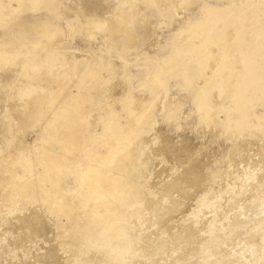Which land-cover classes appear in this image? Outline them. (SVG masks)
<instances>
[{
  "label": "rangeland",
  "instance_id": "1",
  "mask_svg": "<svg viewBox=\"0 0 264 264\" xmlns=\"http://www.w3.org/2000/svg\"><path fill=\"white\" fill-rule=\"evenodd\" d=\"M130 1H132V0H130ZM130 1L129 0H0V32L4 30L1 33L7 35L6 36L7 38H5V36H2L0 39V42L3 40L0 43L1 44V46H0V146L3 148L0 147L1 148L0 150L4 151V153H3L4 156H3V154H0V155H2V156H0V158H1L0 159V169H1L0 172H2V170L5 167L8 169V171H7V169L5 168V170H3L2 174L0 175L3 177V179L6 178L5 180H1L2 177L0 178V182L2 185V187L0 189L1 190L0 193L2 192V194H0V201H5L3 203V204H5L3 206V208L5 209V210H3L4 214H2L3 216L2 215L0 216L1 217L0 219L3 223V226H1L2 223L0 221V226H1L0 228L2 229V230L0 229V232H2L4 230L2 232V236H4V232H6L5 229L8 226L7 232L11 233V235L6 232V234H5L6 236L10 235V237L13 236V238H14L16 236V234L18 235L17 237H15L16 239L15 238L13 239L11 237L14 240V242H15L14 243L12 239H10L9 237L7 238L6 236H4V238H5V240H4V238H2V236L0 234V242H1L0 247L3 248V250L1 248L2 253L0 252V255H2V256H0V258L2 259V260H0V262L3 261V258H4L3 263L1 262L2 264H11V263L16 264L17 259H18L21 262L18 261L17 264L18 263L24 264L27 260H25L24 263H22L23 257L24 258L26 257V259H28L32 255L31 254L32 252L37 253V254L38 253L43 254V253H45L46 250H48V252L46 251V253H45L46 256L44 255L40 258L37 257L38 259L37 258L35 260L33 259L34 261L31 260V258H30V260L27 261L28 263L26 262L25 264H29V263L33 264L31 262H34V264H36V263L37 264H52V263L53 264H60V263L65 264V262L67 264H88V261H89V264H110V263L111 264H113V263L117 264L115 257L112 256L108 250H101L100 248L95 247L93 245V243H94L93 238H91V236L88 237L86 235V233L81 230V226L83 227L84 223H85V217L88 218L87 216H89V214H88L89 208H95V204H93V202H89L90 201L89 200L90 195L92 194L91 193L92 191H90L91 187L94 186L97 182L99 183V180L101 179V177L97 176L95 174L93 176V178L95 179V182H94V179L90 182H89V180H87L88 178L86 180H84V179L86 178V175L89 173V171L91 170L90 172H92V170H93L92 168L96 167V165L99 163V158H98L99 155L101 153L104 154V152L105 153L108 152L107 154L110 157H112L111 160L114 157L115 159H113V161L118 160L120 162V160L124 159L123 160L124 162L123 161L120 162L121 164L123 162L122 165L119 164L118 161H117L118 163L117 162L113 163V161H110L111 164H109V162H108V164L106 163V165L103 164L102 165L103 167L101 166V168L103 170H109L110 169L109 171H111V172L108 174L106 173V175L102 179H105V181H109V182L117 181L116 180L117 177H119L121 174L122 175H124V173L126 174L127 169L133 168V165H132L133 155H132V153H134V154L139 153L141 155L138 154L139 156L138 155H136V156H137L140 164L141 163L143 164V165L141 164L140 166H142L144 169H142V167L139 168L140 167L139 166V167H137L138 170H137V168H135V170L137 172H139V174L141 173L140 174L141 177L143 176V179L141 180L143 182L141 184L142 185L144 184V186L146 188H148L147 191H149L148 194H149L150 198H152V199L157 198L158 196L160 197V195H161L162 199H160L161 201L159 202L160 207L158 206L159 207L158 209H160V210H158V211L160 212L161 210H163L164 205H168L167 204L168 201L170 204L172 203V201H177V202L179 201L178 203H180L183 206V207L180 205H174L173 206L172 204L171 205L169 204L168 206H165V209L163 211H161L160 213L157 211V214H158L157 215L156 211H155L157 209V206H156V208H154L155 209L154 210L153 207L151 206L152 204H150L148 206L145 205L144 209H146V206H147V208L149 210L148 209L144 210V215H146V218L143 222H141V226H140V224H136L137 226H135V224L134 225L130 224V225H132V229L135 232H138L139 236L141 237V240H140L141 242L139 241V237H138V240H136L137 245H140V243H143L142 240H145L144 236L147 234L146 235L147 237L149 235V238H147V239H152V240L154 239L153 240L154 242L151 240L153 243H155V242L159 243V244L155 243L156 244L155 247L159 248L161 246V248H159V249L157 248L159 252L157 251V254L155 255L156 257L155 256L153 257V260L150 264H167V263L168 264H171V263L172 264H180L182 262V261H180V259L183 260L182 263H184V264H189V263L190 264H193V263L197 264L198 260H200V261H198V264L199 263L200 264H220V263L226 264L225 262H227V261H228L227 264H230V263L231 264H236V263L237 264H239V263L245 264V262H246V264H251V263L252 264H264V244H262V242H264V234H263L264 233V225H262V224H264V221H263V219H264V209H263L264 208V201H263V197H264V114H263L264 113V0H214V2H212L213 0H202V1L201 0H197V1L195 0L196 2L192 1L193 4H192L191 0H189V1L184 0V3H186V5H183V0H181L180 2H179V0L178 1L177 0H174V1H172V0H168V1L160 0L161 3L159 2V0H133L132 2H130ZM162 2H163V4H162ZM120 3H122V4H120ZM173 3L175 5H173ZM181 3H182V6H181ZM190 3L192 5H190ZM176 4H177V6H176ZM210 4H212V5H210ZM119 6L121 7V9L124 8L123 9L124 11H122V13L121 12L116 13V8H118ZM207 6H208V8H207ZM110 7H112V10L110 9ZM108 9H110V11ZM200 9H202V10H200ZM204 9L208 13L207 12L204 13ZM107 11H109L110 13H108ZM114 14L117 15V17ZM120 14H123L119 17L125 18L126 23H123V25H124L123 26L121 24V22L119 23V19H117V21H118L117 25L121 24L122 26L116 25V27H115L113 25V29H115L116 32L112 28H111V30H113L116 33L115 37H114V34L112 36L108 35V33H110L109 32L110 30H107V26H105V23L108 22L109 20L111 22H113L112 20L118 18V15H120ZM202 14H203V17H202ZM177 18L179 21L176 20ZM174 19H175V21H173ZM102 20H103V22H102ZM191 20H192V22L190 23ZM98 21H99V23H102V24H99ZM30 22H32V23H30ZM44 22H45V27H43L44 25H42V26L40 25L41 23L44 24ZM46 22H47V24H46ZM97 23L99 25H97ZM108 23H106V24L108 25ZM175 23H176V26H175ZM115 24H116V22H115ZM102 25L106 28V30H105V28H102L103 27ZM125 25H126L125 30L129 29L130 32L129 31L125 32V30L121 31V29L125 28ZM41 27H43V28H41ZM50 28H51V30H50ZM179 28H181V29L183 28V29L180 30ZM42 29H44V30H42ZM45 30L48 31V33L43 34V31L45 32ZM118 30H119V33L117 34ZM178 30H180L181 32L180 31L177 32ZM183 30L185 31V33ZM6 31L7 32L11 31L10 33L11 34L13 33V35H9L10 33H6ZM124 32L127 33V35H125ZM187 33H188V36H187ZM185 34L187 37H184ZM108 36H111V38ZM132 36L134 39L132 38L133 41L131 40L132 41L131 42L130 37H132ZM113 37H114V39H113ZM127 37H129V38H127ZM4 40H7V41H4ZM125 40H128V41H125ZM5 42H6V45H4ZM17 44H19L18 48H16ZM64 53L66 54L67 57H65V55H63ZM50 55L52 56L51 62H50L51 64L48 65V63H47L48 60L46 59V57L47 56L50 57ZM61 56H62V58H60ZM63 56H64V58H63ZM76 56H77V58H76ZM75 59L76 60L80 59L82 61L78 62ZM62 60H64V61H62ZM68 60H69V62L71 60L70 64L68 62H66ZM72 60H74L73 63H72ZM33 61L35 64L37 61V64L39 63L38 64L39 66H40V64H42L43 66H40L39 67L40 69H39V68H37L38 66L34 65ZM31 64L35 67H32ZM29 67H31V68H29ZM43 67H45V68H43ZM77 68L78 69L80 68V69L78 70ZM88 69H89V71H88ZM85 70H87V73L89 72L88 76H87ZM91 70H92V72L90 74ZM94 71H96V72H94ZM93 72H94V74H92ZM39 74H41L43 77ZM45 75H47V77H44ZM60 75H61V79L63 81V84L66 82L64 85H67V86L70 85L71 87L69 86L68 88H72V89H73V87H75L77 85H81V81H79V80L82 79V82H83L86 80L84 78H88L90 76L92 77L93 75H95V77H98V75H99L100 77H98V78H101L104 82H106V83L113 82L114 84L116 83V85L114 86L112 84L110 86L111 83L108 84L109 87L106 86L105 87L106 89H104V93H103V90L101 91L102 92L101 93L99 90H95V89L93 90V92L90 91L93 88L89 87L90 86V83L88 82L89 80L88 81L86 80L89 83L88 85H87V83L83 84V83H85V82H83L82 85L86 86L84 91L86 90L85 92H87V93L84 92V94L89 95L91 97L90 98L91 100L89 99V101L87 100L88 102L84 103V108H86V109L88 108L87 110L85 109L86 112H88V110H90L91 113L87 114L84 111L83 113H86V114H82L83 117L77 115V118H79V121L76 118L77 122L75 121V118H74V117H76V115L74 116V111L70 112V110H69L70 115H68V113H67L68 110L65 111L64 113L65 114L67 113L66 118L64 117L65 114L64 115L62 114L63 118L59 116L61 119L58 116H56L58 114L55 112L57 110H59L57 105H59L61 98L59 99V101H56L57 105L55 103V107L52 108L51 105L54 106V104H52L53 102L50 103L49 101L53 100L54 99L53 97H51V99L48 97V99H49L48 100V99H46L47 97H45L44 99L42 98V96H44V95H40V97H39L38 94H36V95L33 94V95H35V97L33 96L34 97V99H33L32 95H25L26 96L25 97V96L19 94L18 90H20L22 86L24 87V86H27L29 84H37L38 81L42 83L41 86H46L45 82H47V81L50 82L49 78L54 76V78L56 80ZM62 75H66V76L63 77ZM8 76H10L11 79L13 78L14 80L13 79L11 80L10 77H8ZM79 77H82V78L80 79ZM39 78L40 79L47 78V80L46 81L43 80V82H42V81H40ZM226 79H228V82ZM75 80L78 81V84H77V81H75ZM118 80L119 81L121 80V81L119 82ZM52 82H51V86H50L51 89H57L56 87H58L57 86L58 83L53 82L54 83L53 84ZM117 82L119 83L120 87L119 86L117 87V85H118ZM230 83L232 85L231 87L232 88L234 87V89H232L233 91L230 90L231 89V87L229 85ZM49 84L47 83V85H49ZM64 85H63V88H64L65 92L69 91L70 89L66 88V86L64 87ZM73 85H75V86H73ZM122 87H123V89H122ZM223 87L227 88L228 91L230 90L228 92L229 94L225 93L227 91V89L223 90ZM111 88L113 89L115 94L117 92L116 96H115V94H113V96H112V98H114L115 100L112 98L110 100L106 96L112 90ZM87 89H89L90 92ZM15 94H17V95H15ZM18 94H19V96H18ZM134 95L135 96L137 95V97H135ZM15 96L20 101L23 100L22 101L23 103L29 98H32L33 100L29 99L26 101L28 103L25 102V105L21 103L22 104V106H21L19 100H18V102H16L17 99ZM29 96H31V97H29ZM145 96L146 97L148 96L146 99L147 100L150 99L151 101L150 100L147 101L145 99ZM36 97H38L39 100ZM141 97H142V99H141ZM143 97L145 100L143 99ZM13 98L16 100H14ZM23 98H25V99H23ZM35 98L38 101H36ZM41 98L43 99V101L41 100ZM136 99L137 100L139 99L138 101L142 100V102L138 103V101H136L137 102V104H136V102H135ZM112 100H114L115 103ZM143 100H144V102H143ZM40 101H42L43 103L42 102L40 103ZM44 102H45V104H44ZM148 102H150L149 104L151 106L149 104H147ZM30 103H31V105H33V103L36 104L35 105L36 107L34 105L29 106ZM49 103H50V105H49ZM144 103H145V105H144ZM27 104L29 107L27 106ZM37 104L44 106L42 108V110L41 109L37 110L38 112L36 111L35 108L38 109V107H40V105L38 106ZM140 104L141 105L143 104L142 105V107H143L142 112L145 113L148 117L145 116V114H143L142 112H140V113L138 112V111H141L140 110L141 109ZM46 105H47V107H46ZM86 105H87V107H85ZM23 106H24V108H23ZM25 106H27V107H25ZM131 106H132V110L134 109L133 110L134 112L131 110ZM136 106L139 108V109H137L136 112H137V114L138 113L141 114L140 116L135 114L136 113L135 110L137 108ZM48 107H49V109H48ZM133 107H136V108H133ZM25 108H27L26 111H25ZM245 108H247V109H245ZM33 109H34V111H32ZM50 109L52 110L51 112H50ZM149 109H151V110L149 111ZM241 109L242 110L244 109L243 110L244 114L242 113ZM44 110H46V112ZM152 110H154L153 113L155 115H153V113L151 112ZM155 110L158 112H156ZM23 111H24V113H23ZM19 112L22 113L23 115H20ZM39 112L43 113L46 116V118H45V116L43 117L42 116L43 114H40ZM149 112H151L150 116H152L153 118H150ZM46 113H49L50 117H51V115L53 116L56 114L55 116L52 117L54 121H51L52 118H51V120H49L50 117ZM53 113H55V114H53ZM35 114L36 115L40 114V115L36 116ZM227 114L229 116H227ZM33 115H35V116H33ZM67 115H68V117H67ZM245 115H247V117L249 119H247L245 117ZM89 116H92V119ZM255 116H257V117H255ZM18 117L20 119H23L22 124H20L21 121ZM54 117H56V118L58 117L60 119L59 122ZM93 117H94V119H93ZM241 117L246 119L245 120L246 123H245L244 119H242ZM13 118H15V119H13ZM35 118L37 120H35ZM71 118H73L71 122L72 123H74V122L78 123L79 122V126L76 123H75V125H73L71 122H69V120H71ZM131 118L133 119L132 120L133 123L135 122L134 124L131 122ZM146 118H148V119H146ZM256 118H258V119L256 120ZM261 118H262V120H261ZM28 119L31 120L30 121L31 125H30V122H28L29 121ZM38 119L41 121H39ZM63 119L65 122L66 121L67 122L65 123L63 121ZM89 119H91L90 122L88 121ZM241 119H242V121H241ZM11 120H13L14 124L17 123L18 120H19V122L17 125L16 124L14 125V124H11V122H12ZM33 120H35V121L33 122ZM47 120H49L50 122ZM61 120L63 123H60ZM36 121H37L38 125L35 124ZM56 121L58 123H56ZM136 121H137V123H136ZM27 122H28V124H27ZM38 122L40 124H42L43 126L45 124H47L48 126L45 125V126H47V128L45 126L43 127ZM52 122L56 123L57 126L54 125V123H52ZM228 122H230V123H228ZM240 122H241V124H239ZM242 122H244V124ZM5 123H7V124H5ZM49 123H50V125H49ZM64 123L67 124L66 126L69 125V127L66 128ZM131 123L133 124V126H135L134 128H133V126L131 127V125H130ZM8 124H11V125H8ZM70 124H72L74 127L70 126ZM89 124L90 125L92 124L91 125L92 127L90 126L92 133L91 132L88 133V131H90V129H87L89 127L88 126ZM229 124H231V126H228ZM5 125H7V127ZM32 125H36L37 127L33 126L32 128H29ZM59 125H62V126H59ZM136 125H138V126H136ZM3 126H5V127H3ZM9 126H12V127H9ZM80 126L81 127L83 126L86 132L81 131L84 129H80L81 128ZM86 126H87V128H86ZM8 127H9V129H12V130L14 129L15 131L14 130L12 131L9 129H5L6 131H4L3 128H8ZM49 127L50 128L53 127L54 129H58V131H60L61 129L62 130L60 132H57L56 130L51 131V130H53V128H52V129L45 131V129H48ZM63 127L66 130H68L67 132H69V130H71V132L73 131V134H75L74 128L77 127L80 130H77V128H75V130H77V133H79V135L76 134L77 138H75L76 137L75 135H73L72 133H70V134L68 133V135L65 134L67 136L63 137L64 136L63 132L65 131V129ZM71 127H72V129H71ZM27 128H29L30 130H32L33 128H35V129H33V131H30L29 129L27 130ZM59 128H61V129H59ZM2 129H3V131H2ZM42 129H44L43 132H46V133L49 131L48 134L51 135V136H49L47 134L46 137L49 136L52 138L50 139L49 137H47V138L45 136L43 137L42 134H44V133H41ZM107 129H108V131H107ZM128 129H129V131H128ZM135 129L136 130L138 129L137 133H139L138 134L139 137L137 136L134 138V144L132 143L133 140L130 141L131 144L130 143L127 144V142L129 141L128 137H130L131 133ZM24 130H25V133L23 132ZM125 130L128 132H126ZM39 131L41 134L39 133ZM12 132L14 135L13 134H12V136L8 135ZM52 132L55 136H57L56 137L57 140L54 137V135L51 134ZM67 132H65V133H67ZM83 132H84V134H83ZM161 132H163V133H161ZM17 133H18V137H17ZM55 133H58V134H55ZM60 133H62V134H60ZM99 133H103V134L100 135ZM24 134L26 136H23ZM122 134H123V137L120 136ZM5 135H7V136H5ZM19 135H20V137H19ZM69 135L71 137L73 136V139L75 138V140H72L69 137ZM124 135L126 138L124 137ZM22 136L24 137V139ZM37 136L40 138L43 137L44 139L42 138L39 140ZM111 136H113V138ZM142 136H145V137L148 136L147 137L148 140L145 139L144 137L141 140L140 138ZM12 137L18 138L17 139L18 142H17L16 138H14L15 140L13 141ZM61 137L63 138L62 140H60ZM67 137H69L72 141L70 139H68ZM81 137L84 138V139L82 138L83 144H81V146H78L79 147V149H78V147L77 148L75 147L77 144L75 145L73 143V141H75V143H76L79 140V138H81ZM115 137L117 138L116 140H115ZM163 137H165V138H163ZM167 137H169V139ZM48 138L50 141L49 140L46 141ZM64 138H67V140L66 139L64 140ZM107 138H109L110 140L108 139L106 141ZM136 138H137V140H136ZM161 138H163V140ZM53 139L55 140V142H54L55 144L53 142H51V141H54ZM76 139H78V140H76ZM125 139H127L128 141L127 140L125 141ZM8 140H12L13 144L18 145V146L14 145L12 147L14 149H12L9 145H7ZM37 140H39V141H37ZM41 140H43V142L45 140L49 144L51 142V144L49 145V144H46L45 142L41 143L40 142ZM59 141L60 142L62 141L65 144L63 145ZM111 141H113L112 142L113 145H111ZM38 142L40 145L38 144ZM56 142H57V144H56ZM106 142H107V144H106ZM148 142H149V144H148ZM178 142L181 144H179ZM66 143L67 144L70 143L72 145L70 146V145H67ZM117 143H118V146L116 147ZM119 143L120 144L123 143L122 146H120ZM31 144H32V146L35 145L38 148H36L34 146H33L34 147L33 148L31 146ZM124 144L127 146H125ZM190 144H192V145H190ZM26 145H27V148H26ZM47 145H48L49 149H47L48 148ZM83 145H84V147H82ZM85 145L87 147H85ZM123 145H124V148H123ZM131 145L133 148V152H130V151H132L131 150L132 148L129 149V147H131ZM59 146H61V147H59ZM65 146H67V148ZM113 146H115L116 148ZM153 146L158 147V148L157 147H155V148H156V150L157 149L159 150V151L158 150L157 151L160 154L157 153V151L155 150V148ZM40 147H42V148H40ZM50 147H52V148H50ZM63 147L65 148V150ZM72 147L75 150H73ZM80 147H82V148H80ZM61 148H62V151H64V152L59 151V150H61ZM107 148H108V151H107ZM121 148L123 149L122 151H121ZM228 148H232L234 150L229 149L231 152L230 151L227 152ZM21 149H23L25 151H23L21 153L20 152ZM37 149H38V152L36 151ZM40 149L41 150L43 149L45 154H48L51 156L53 154L52 152H54V154L57 152L58 155H60L62 153V155H60L61 156L60 158H58L59 156H55V157L52 156L53 160H51V156H50L49 159L51 161L48 159V157L46 155L47 158H45V160H47V159L48 160L44 161L43 158H39L40 154L44 153L43 150L40 152ZM51 149H53V150L50 151ZM111 149L113 151V153H111L112 156L110 154ZM118 149H120V152L118 151ZM128 149H129V151H127ZM161 149L164 153L160 152ZM170 149H173V151ZM26 150H27V152H26ZM47 150L51 153L49 154V152ZM68 150H69V152H68ZM114 150H117L118 153ZM152 150H154V151H152ZM177 150H178V152H177ZM17 151H19L20 154L17 153ZM46 151H47V153H46ZM135 151H137V152H135ZM140 151H141V153H140ZM9 152L10 153L12 152V153L9 154ZM59 152H61V153H59ZM127 152H129V153L127 154ZM154 152L156 155H154ZM173 152H174V154H173ZM179 152H180V154H178ZM184 152H186V153L183 155ZM192 152H193V154H192ZM15 153H16V157H15ZM121 153H124V154H121ZM226 153H229V154H226ZM17 154H19L20 156ZM21 154L23 157H25V155H26V157H31L29 159L32 162L30 160L27 161L26 157H25L26 159L25 158L23 159ZM190 154L192 155V157ZM124 155H127V156L124 157ZM128 155H131L132 158H131V156L129 157ZM140 156H142V157H140ZM167 156H168V158H167ZM193 156H194V158H193ZM215 156H217V157H215ZM2 157H5V158L7 157L6 161H9V164H8V162L6 163L5 159H2ZM19 157H21V158H19ZM126 157L128 160L126 159ZM14 158L17 160L11 161ZM118 158H122V159H118ZM224 158H226V160ZM249 158L250 159L253 158V159H251L253 162L251 160H249ZM39 159H41V161ZM94 159L96 161H94ZM231 159H233V160H231ZM20 160H23V161H20ZM25 160L27 162H25ZM171 160H173V161H171ZM183 160H184V162H183ZM29 161L32 164V166L29 164ZM97 161H98V163H95ZM247 161L248 162L250 161V163L252 162L251 164L254 166L252 167V165H251L250 167H252V168H250L248 166V163L246 164ZM14 162H15L16 166H17V163H19V164L22 163L21 165L18 164L19 167L17 166V170H15V172H17V173H15L13 170V169H16L15 168L16 166L13 167L15 164H12ZM59 162H60V167H63L65 165V167L62 168L63 172H62L60 167L58 168V167L54 166V164L57 166V164H59ZM91 162H92V164H91ZM158 162L160 163V166H159L160 169H159V172L157 174V173H155L157 166L154 167V165H156V163H158ZM189 162H192V163H189ZM227 162H229L230 165ZM231 162L234 164H231ZM244 162H245V164H244ZM10 163L13 166L10 165ZM115 163H117V164H115ZM240 163H242V165ZM183 164H184V166H183L184 169L183 168L181 169V166ZM4 165H6V166L4 167ZM7 165H9L10 167ZM46 165L49 168L50 167H52V168H50L48 170V167ZM49 165H52V166H49ZM194 165H195V167L193 168ZM199 165H200V167H199ZM20 166L21 167L26 166V167H24L26 169H23V167L21 168ZM34 166L36 167V169H34L35 171L32 170V168H34ZM167 166H168V168L166 169ZM169 166H171L170 168L172 170L169 169ZM201 166H202V168H201ZM29 167L31 168L33 176L31 175L32 173H31ZM54 167H55V170H53ZM206 167H208V168L206 169ZM19 168L21 169L22 172L20 171ZM56 168H57V170H56ZM85 169H87V170H85ZM111 169H113L114 171ZM186 169H187V171H186ZM44 170H46L47 172ZM145 170H146V172H145ZM26 171L28 173H26ZM53 171L54 172L57 171V172L53 173ZM86 171H88V172L84 173ZM242 171H244V173ZM29 172H30V174H29ZM148 172L151 174V176ZM169 172H170V174H168ZM173 172H175V174H177V175H174ZM180 172H182L181 174L183 175V177L180 176L181 175ZM3 173H4V175H3ZM11 173H12V175H11ZM13 173H15V174H13ZM38 173H40L41 175L39 174L37 177L36 175ZM46 173L49 174L48 175L49 177L50 176H52V177L56 176V178L59 177L60 179L59 178L58 179L60 181L62 179V184L65 187L64 192L72 195V196H70L71 198H73L75 200L78 198V200H79V197H80V200H82V201L80 203H79V201L77 202V205L78 204L79 205L77 206L75 204L76 207L73 206V210L75 208L76 213L72 209L54 210L53 208H50L49 205L47 206V203L44 204V202H41V200L37 196H34L32 198L29 197L30 199L29 198L28 199L31 200V202H30V204H28L27 201H29V200H27L26 197H21L19 191H18L19 194L17 193V190H19V188L17 189V186L19 183L17 180L18 179L17 177H19V176L23 177V175H24V177H28V178L32 177L31 180L33 179L32 180L33 184L34 183L40 184L41 183L40 179H43V178L47 179V176L45 175ZM50 173H51V175H50ZM52 173L54 176L52 175ZM116 173H120V174L117 175ZM152 173L155 175H153ZM163 173H164V175H163ZM185 173H186V176L189 175L188 176L189 178L184 176ZM228 173L231 174L230 176H232V178L229 177ZM236 173H238V174L235 175ZM59 174H61V175H59ZM114 174H115V176L116 175L117 176L115 177ZM171 174L173 176H175L176 178L175 177L173 178V176ZM6 175H8V176H6ZM79 175H80V178H79ZM219 175L221 178H219ZM242 175H243V178H242ZM154 176H155L156 180L154 179ZM197 176H199V178H196ZM226 176H228L229 178H226ZM11 177H13L14 179L12 178L13 179L12 180ZM35 177H37V179ZM83 177H84V179H83ZM106 177H107V179H106ZM113 177H115V178H113ZM147 177H148V179H145ZM7 178H8V180L11 179L12 181L11 180L8 181ZM166 178H168V179L170 178V180H169L170 182H169V184H167L168 187L166 186V183H168V181H167L168 179L165 180ZM185 178H187V179H185ZM217 178H219V180ZM223 178L226 179L225 182H224ZM236 178H239V179H236ZM15 179H16V181H15ZM152 179L155 181H153ZM184 179L187 180L188 182L187 181L185 182ZM190 179H191V181H193L192 179H195L198 182L194 181V182L190 183L191 182ZM240 179L242 180L241 183L244 182L243 183L244 186L241 185ZM162 180H164V182H162ZM236 180H239L240 184H238ZM3 181H8L9 183L7 182L8 184H6V182H3ZM63 181H64V183H63ZM150 181H152V182L150 183ZM180 181H182V182L180 183ZM219 181H221V183ZM226 181H228V183ZM10 182H11V187H10ZM12 182H13V185H12ZM88 182L90 185L88 184ZM92 182H94V183H92ZM154 182H155V184H154ZM158 182H159V185H157ZM217 182H218V184H216ZM182 183H184L185 187L187 186V184H189V186H187L188 189H187V187L186 188L183 187L184 185ZM207 183H208V185H207ZM67 184H68V186H67ZM69 184H71V185L69 186ZM149 184H152V186L151 185L148 186ZM153 184L157 185V186L154 187ZM178 184H179V186L180 185H182V186L179 187ZM190 184L192 185V188H191ZM195 184H197V187H195L196 186ZM247 184L248 185L250 184V186H248ZM3 185L4 186L8 185V187H4ZM44 185L51 190H53L54 188H55V190H58L57 187L53 188L50 185V183L48 184L46 182V183H44ZM86 185L87 186L89 185V186L87 187ZM12 186H13L14 190L12 189ZM80 186H81V188H80ZM158 186H161L162 188L158 187ZM198 186H200V188ZM215 186H217V187H215ZM156 187H158L160 189H158ZM256 187H258V189H256ZM6 188L7 189L9 188V189L7 190ZM163 188H164L163 191H165V190H167V191L163 192L162 191ZM172 188H174V189H172ZM190 188L193 190H190ZM228 188L229 189L231 188L230 189L231 192L229 191ZM234 188H236V190H234ZM4 189H6V190H4ZM155 189H157V190H155ZM15 190H16V192H15ZM9 191L12 193H10ZM35 191H36V189H35ZM37 191L40 192L39 189H37ZM159 191H160V193H159ZM171 191L173 193L172 197L170 195ZM196 191H199V192H196ZM233 191H235V192H233ZM242 191H243V193H242ZM7 192L10 195L9 194L7 195L6 194ZM13 192H15V193H13ZM71 192L74 194H71ZM81 192H83L84 196H83V194H81ZM244 192H246V193H244ZM75 193H76V195H75ZM153 193H155V194H153ZM4 194H6V196ZM12 194H15V195L12 196ZM166 194H168V195H166ZM193 194H195V195H193ZM233 194H237V196H235ZM1 195H4V196H2V198H1ZM163 195H165V196L163 197ZM181 195H183V197ZM184 195L187 197L185 198ZM10 196L15 197V199L10 198ZM168 196H169V198H168ZM173 196H175V197H173ZM191 196L193 197V199ZM212 196H213V198H212ZM219 196H220V198H221V196H222V198L223 197L224 198L220 199ZM3 198H5L7 201ZM216 198H218V199H216ZM237 198L238 199L240 198L241 201L243 198H246V200L243 199V201L246 202L245 205H244L243 201L241 202L240 200H238L239 203H237V200L234 201V199H237ZM184 199H185V201H184ZM194 199H195L196 203L194 202ZM8 200H12V202H10ZM32 200H35V201H32ZM212 200L213 201L215 200L214 203H212L213 202ZM221 200H223L224 202L222 203ZM84 201H85V203H82ZM147 201H149V200H147ZM180 201H182V202H180ZM189 201L191 203L194 202L193 204H196V205L195 206L193 204L191 205ZM197 201H198V203H197ZM9 202H10V204H9ZM164 202H166V203H164ZM188 202H189V205H188ZM1 203L2 202H0V205H2ZM12 203H14V204H12ZM33 203H36L35 204L36 207H37V203H38V207H40V208H38V209L33 208V211H32L30 206H31V204H32V206H35V205H33ZM160 203H163V204H160ZM184 203H186V204H184ZM200 203H202L203 206ZM43 204H44V206H42ZM85 204L88 205V207H87L88 209L86 208L87 210L83 208V205H85ZM89 204H90V206H89ZM184 205L185 206L188 205L186 207V209H185ZM235 205H237V206H235ZM150 206H151V208H150ZM161 206H163V207H161ZM192 207H194V208H192ZM208 207H210V208H208ZM1 208L2 207H0V213H2V209H3V208L2 209ZM166 208H168V210ZM169 208H170L171 212L173 211L172 212L173 215L171 214V212L169 213V211H170ZM195 208H196V210H195ZM205 208L208 210H206ZM215 208H216V210H215ZM217 208H218V210L220 208L221 212H223L224 214L223 213L220 214V212L218 213ZM241 208H242V210H241ZM35 209H37V211H36L37 213L31 214L32 212L35 211ZM103 209L104 208H102V209L99 208L100 211H102ZM137 209H139V208H137ZM151 209H152V211H151ZM181 209H183L184 211L183 210L181 211ZM188 209H189V211H188ZM191 209H192V211H191ZM243 209H245V210H243ZM258 209H260V211H257ZM27 210L30 212H27ZM65 210H66L67 214L69 213L68 215L71 214V217H74V216H72L74 214L77 217V218L75 217V220L76 219H80V221H82L83 219L84 220H83L82 224L81 223H79V224L77 223V224H73V225L69 224L66 229H61V231H57L56 226L59 227V225H60V227H61L63 221L64 222L66 221L65 222L66 224L68 222L67 221L68 215L65 214L66 213ZM71 210L73 211V213ZM78 210L80 212L82 211V213L83 212L84 213L83 214L78 213L79 212ZM129 210L128 211L131 214V212H133V210L132 209H129ZM175 210L177 212L179 211V213L174 212ZM231 210H233V211H231ZM235 210H236V212L239 211L238 212L239 216L237 214L238 218L235 216L236 215ZM10 211H12V212H10ZM47 211L50 212L52 215H50V213L47 214L46 213ZM185 211L187 214L184 213ZM190 211H191V214H189V216H188V213ZM203 211L204 212L209 211V212H205V215H206L205 216ZM261 211H263V212H261ZM23 212H26V213H23ZM40 212H41V215H40ZM85 212L87 214H85ZM153 212H154V214H152ZM45 213H46V217L48 220L45 218V216H43V215H45ZM53 213H54V215H53ZM57 213H61L64 216H62L61 214H58L56 217L55 215ZM147 213H150L149 214L150 216L147 215ZM161 213L164 215L166 213L169 216L168 215L162 216ZM180 213H181V215H180ZM208 213L213 217H210V215ZM213 213L216 214L217 217ZM246 213L247 214L249 213V214L247 215ZM5 214L6 215L10 214V215L5 216ZM18 214L19 215L22 214V215H20V218H19ZM30 214L33 217L29 218ZM175 214H176V216L179 214L180 219L178 216H177L178 217L177 220L174 219V218H176V217H174ZM182 214H183L184 218L182 217ZM190 215L192 217H190ZM193 215H194V217H193ZM220 215H222L223 219H222V217H221V219L219 218ZM227 215H229V216H227ZM256 215H257V217H256ZM36 216H38V217H36ZM58 216L59 217L61 216L60 217V219H62L61 221H60ZM152 216L154 217L155 220L158 221V223L153 220ZM167 216H168V218L170 216L172 218L170 217V220H169L168 218H166ZM187 216H188V218L186 219ZM225 216L228 217L229 220ZM162 217H165V219H163ZM9 218L12 219L11 222H8L11 220V219L9 220ZM28 218L30 219L31 222L29 220H27ZM41 218H42V220H41ZM181 218H182V220H181ZM208 218H209V220H207ZM213 218H214L215 222L213 221ZM253 218H254V220H253ZM17 219H19V220H17ZM146 219H147V221L148 220H150V221L146 222ZM160 219L163 221H161ZM38 220H39V222H38ZM168 220H169V222H168ZM173 220L176 222V224H174V225L172 222H170ZM250 220H252V221H250ZM259 220H261V221H259ZM5 221H6V223H5ZM21 221H23L22 222L23 226L21 224ZM48 221H50V223ZM152 221H154V222H152ZM205 221H208L205 223L206 225H208L207 227L204 224ZM220 221H221V223H218ZM228 221L229 222L233 221L235 226L233 223H232L233 225L230 226L231 223H229ZM236 221H238V222L236 223ZM46 222H47V224H46ZM126 222L129 223V221H126ZM209 222L210 223L213 222V225L210 224ZM249 222H251L252 226L251 225L247 226V224H249ZM254 222H256L257 224H258V222H260L262 224L260 225V223H259L257 225ZM48 223H49V225H48ZM93 223H95V221L90 223L89 226H93L94 225ZM146 223H148V224H146ZM152 223L154 224V227H152L153 226ZM159 223L161 225L157 226ZM228 223H229V225L227 226ZM15 224H17V225H15ZM19 224H21V225H19ZM30 224L33 226H30ZM39 224H41V225L39 226ZM50 224H51V227H53L54 229L53 228L50 229L51 228ZM202 224H203V226L205 225L206 228H203ZM240 224H243V225H240ZM14 225L16 226V228L14 227ZM42 225H45L46 230H44L45 227ZM47 225H48V227H47ZM78 225H80V226H78ZM145 225H147V227ZM244 225H245V227H244ZM25 226H26V228H25ZM143 226L145 227V229ZM174 226H175V229L173 228ZM74 227H76V230H74L75 229ZM77 227L79 230H77ZM150 227L152 229H150ZM187 227H188V229L186 231ZM22 228H24V229H22ZM139 228L141 231L138 230ZM190 228H192L193 230ZM245 228H246V232H244ZM254 228H257V229L254 230ZM148 229H150V230H148ZM155 229H159V233H157L158 230H156V232H155ZM161 229H164V230H161ZM183 229H185V230H183ZM234 229H235L236 233H235ZM260 229H262L263 231ZM33 230L35 232H33ZM49 230L50 231L52 230L50 232V235H49ZM67 230H69V232H68L69 234L67 232H65ZM169 230L172 232H170ZM225 230L226 231L228 230V231L226 232ZM230 230H231V233L233 232L232 234L229 232ZM237 230H240V231H237ZM259 230H260V232H259ZM12 231L13 232L16 231V232L13 233ZM18 231H20V232L22 231V232L20 233ZM163 231L165 234L163 233ZM190 231L193 232V235L195 232V237L192 234L188 235L190 233ZM248 231L249 232L251 231V233L249 234ZM17 232L20 234H18ZM73 232H74V234H73ZM145 232H146V234H144ZM153 232L155 234L157 233V235L159 234L158 236H160V237H157V235H156V237H153L155 235ZM160 232H162L163 233L162 235H164V236H162V238H161ZM182 232H184V233H182ZM237 232H238V234H237ZM252 232H254V234ZM261 232H263V233H261ZM42 233H44V234H42ZM54 233L55 234L57 233L59 235L62 233L61 234L62 237H64L63 235L64 234L66 235V233H67L68 237L66 236V242H65V237L62 238L60 235L59 237L62 238L63 239L62 240L58 237V235L54 237L53 236ZM166 233H168V236H167L168 238H166V236H165V235H167ZM197 233H199V235H197ZM227 233H228V235L230 234L231 236L230 235L228 236ZM24 234H25V236H24ZM37 234H38V236H37ZM239 234L244 235L245 237L244 236L240 237ZM246 234H248V236ZM77 235H78V237H77ZM142 235H144V236H142ZM202 235L204 237H202ZM171 236H173L174 238ZM262 236H263V240L261 239ZM20 237H21V239H19ZM40 237H41V240L38 239ZM170 237H171V239H169ZM187 237H190V238L188 239ZM1 238L5 241V244H7V246H5L4 241L2 243ZM70 238H71V240H70ZM157 238H158V240H157ZM193 238H194V240H193ZM232 238H233V240H232ZM45 239L47 241H45ZM59 239H60V241H59ZM159 239L161 241H159ZM182 239L184 240V243H182L183 242ZM185 239H186V241H189V240L190 241L192 240V241L191 242L189 241V243H188L185 241ZM228 239H230L229 240L230 243H229ZM237 239H239V240H237ZM11 240H12V242H11ZM19 240H21V241H19ZM38 240H40V241H38ZM49 240H50V242H48ZM69 240L73 241V242L70 243ZM17 241H19V242H17ZM26 241H28V244H29L28 247H27ZM33 241H35L34 243H36V244H32ZM42 241H44L45 243ZM57 241L59 242L58 245H57ZM195 241L196 242L199 241V242L196 243ZM232 241H233V243H232ZM237 241H238V243H237ZM53 242H54V244H53ZM60 242H62L63 245ZM82 242H84V243H82ZM178 242L181 243L182 246H180ZM18 243H21V244L19 245ZM67 243H68V245H67ZM185 243H187V246ZM231 243H232V245H231ZM239 243L240 244L242 243V244L240 245ZM245 243H246V246H244ZM2 244L5 247L2 246ZM9 244L10 245L13 244L12 245L13 247L8 246ZM41 244L43 246L45 244L46 245L43 248L41 246ZM70 244H72V245H70ZM188 244H190L189 246L194 244L198 247L195 248L196 246L194 247V245H193L194 249L191 248L192 247L191 246V247H189L190 248V250H189V248H187ZM197 244H199V245H197ZM229 244L231 245V247ZM16 245H17V247L19 246L22 250H20L19 247L17 248ZM21 245H23V246H21ZM60 245L63 246V247H61L63 249H58V248H60ZM64 245L65 246L67 245V246L65 247ZM178 245H179L180 249L177 247ZM29 246H31V247H29ZM57 246H58V248H57ZM69 246H71V247H69ZM164 246L166 247V249ZM45 247H47V249ZM200 247H201V249H200ZM204 247H206V248H204ZM226 247H228V248L226 249ZM235 247H236V249H234V252H236V253L233 252V248H235ZM241 247H243V248H241ZM27 248H30V250L28 249L29 250L28 251ZM66 248H67V251H66ZM72 248H74V249H72ZM162 248L164 251L162 250ZM246 248H247L246 252H243L242 250L245 251ZM10 249L13 250L12 253H11L12 250H10ZM42 249H43V252H42ZM44 249H46V250H44ZM69 249H70V251H69ZM185 249H186L187 254H185L186 253ZM195 249H196V251H194ZM203 249H205V250L202 251ZM206 249H207V251H206ZM18 250L20 251L21 254L18 252ZM59 250L60 251L64 250L63 252L61 251L62 252L61 254H63L62 256H60L61 254H59L60 253ZM171 250L172 251L175 250L174 253H170V252H172ZM197 250H198V252H197ZM53 251H54V253H53ZM213 251H214V253H213ZM222 251H225V252H222ZM69 252H76V253L72 254ZM86 252H87V254H86ZM97 252H100V253H97ZM106 252L108 253V255ZM163 252H164V254H163ZM166 252H168V253H166ZM232 252H233V254H232ZM237 252H238V254H237ZM29 253L31 255H29ZM68 253L70 254V256ZM95 253H97V254L91 255V254H95ZM101 253L102 254L106 253L103 256V258H101L102 257ZM160 253H161V255H160ZM181 253H183L185 256L184 255L181 256L180 255ZM216 253L218 255H216ZM227 253H228V255H227ZM229 253H231V254L229 255ZM248 253L250 255H248ZM47 254H48V256H47ZM55 254L58 256L55 257ZM240 254H242L244 257H242V255H240ZM27 255H28V257H27ZM64 255L65 256L68 255L67 260H66V257H64ZM89 255H91L90 259H89ZM131 255H132L131 253H129V255H127V256L124 255L125 256L124 259L125 260H132L133 257ZM170 255H173V256L170 257ZM177 255H179V257H177ZM196 255H198V256H196ZM204 255L206 258L204 257ZM224 255H225V257H224ZM84 256L87 258H85ZM95 256H96V258H95ZM145 256L146 255H143V257L142 256L140 257L141 260H140V262L138 261L139 264H143V261H145L144 263L146 264V261H147L146 257L147 256L146 257ZM161 256H162V259H161ZM190 256H192V258ZM227 256L228 257L232 256L231 257L232 259L230 257L228 258ZM9 257L11 260L9 259ZM68 257H70L69 260L71 262L68 260ZM212 257H214V259ZM235 257H236V259H235ZM42 258H44V259H42ZM71 258H75V259L71 260ZM93 258H94V260L92 261ZM144 258H146V259H144ZM175 258H177L180 263L179 262L176 263L177 259H175ZM184 258H185V260H184ZM220 258H222V259H220ZM248 258L250 260H248ZM6 259L7 260L9 259L8 260L9 262ZM62 259L63 260L65 259V260L62 261ZM104 259L111 261V262L108 263V261H106ZM223 259H225V260L222 261ZM246 259L248 260L249 263L247 262ZM159 260L161 262H159ZM168 260H169V262H168ZM209 260H210V262H209ZM239 260H243V261L239 262ZM244 260H245V262H244ZM5 261H7V263ZM10 261H11V263H10ZM72 261H73V263H72ZM220 261H222V262H220Z\"/></svg>",
  "mask_w": 264,
  "mask_h": 264
},
{
  "label": "bare ground",
  "instance_id": "2",
  "mask_svg": "<svg viewBox=\"0 0 264 264\" xmlns=\"http://www.w3.org/2000/svg\"><path fill=\"white\" fill-rule=\"evenodd\" d=\"M129 1H130V0H129ZM132 1H133V0H132ZM132 1H130V2H132ZM166 1H168V0H166ZM172 1H174V0H172ZM177 1H178V0H177ZM180 1H181V0H179V2H180ZM188 1H189V0H188ZM192 1L194 2L195 0H191V2H192ZM196 1H197V0H196ZM196 1H195V2H196ZM201 1H202V0H201ZM159 2H160V0H159ZM163 2H164V1H163ZM163 2H162V4H163ZM170 2H171V1H170ZM175 2H176V1H175ZM186 2H187V1H186ZM193 2H192V4H193ZM199 2H200V1H199ZM212 2H214V0H213ZM212 2H211V3H212ZM160 3H161V2H160ZM120 4H122V3H120ZM192 4L190 3V5H192ZM194 4H195V3H194ZM204 4H205V3H204ZM215 4H216V3H215ZM123 5H124V4H123ZM173 5H175V4L173 3ZM178 5H179V4H178ZM183 5H186V3H184V0H183ZM188 5H189V4H188ZM210 5H212V4H210ZM176 6H177V4H176ZM181 6H182V3H181ZM5 7H6V6H5ZM178 7H179V6H178ZM205 7H206V6H205ZM211 7H212V6H211ZM122 8H123V7H122ZM203 8H204V7H203ZM207 8H208V6H207ZM209 8H210V7H209ZM110 9L112 10V7H110ZM110 9H108V10L110 11ZM123 9H124V8H123ZM123 9H121V7L119 6L118 8H116V13H117V12H121V13H122V11H124ZM210 9H211V8H210ZM196 10H197V9H196ZM200 10H202V9H200ZM109 11H107V12L110 13ZM114 11H115V10H114ZM83 12H84V11H83ZM112 12H113V11H112ZM201 12H202V11H201ZM206 12H207V11H205V9H204V13H206ZM80 13H81V12H80ZM114 13H115V12H114ZM202 13H203V12H202ZM207 13H208V12H207ZM124 14H125V13H124ZM114 15H115V14H114ZM121 15H123V14H120V15H118V18L113 19V20H112L113 22H111L110 20H109L110 22L108 21L109 23L106 22V23H108V25L105 23V26H107V30H110V31H109L110 33H108V35H111V36H112V35L114 34V37H115V34H116L115 32H116V31H115V29H113V25L116 27L117 22H118L117 19H119V23L121 22L122 25H123V23H126V22H125V18H123V17H122V18L119 17V16H121ZM204 15H205V14H204ZM115 16L117 17V15H115ZM142 16H143V15H142ZM202 17H203V14H202ZM27 19H28V18H27ZM99 20H100V19H99ZM106 20H107V19H106ZM114 20H115V21H114ZM176 20L179 21L178 18H177ZM29 21H30V20H29ZM29 21H28V22H29ZM31 21H32V20H31ZM173 21H175V19H174ZM102 22H103V20H102ZM115 22H116V24H115ZM191 22H192V20L190 21V23H191ZM30 23H32V22H30ZM39 23H40V22H39ZM98 23H99V21H98ZM98 23H97V25L102 24V23H99V24H98ZM113 23H114V24H113ZM188 23H189V22H188ZM46 24H47V22H46ZM121 24H118V25H121ZM38 25H39V24H38ZM40 25H41V26L44 25L43 27H45V22H44V24L41 23ZM103 25H104V24H103ZM103 25H102V26H103ZM118 25H117V26H118ZM122 25H121V26H122ZM100 26H101V25H100ZM123 26H124V25H123ZM172 26H173V25H172ZM175 26H176V23H175ZM43 27H41V28H43ZM115 27H114V28H115ZM46 28H47V27H46ZM102 28H105V27L103 26ZM102 28H101V29H102ZM111 28H112L115 32H114L113 30H111ZM123 28H124V27H123ZM173 28H174V27H173ZM125 29H126V25H125V28H124V29H121V31H122V30H125ZM146 29H147V28H146ZM179 29L182 30L183 28H182V29L179 28ZM5 30H6V29H5ZM42 30H44V29H42ZM50 30H51V28H50ZM102 30H103V29H102ZM105 30H106V28H105ZM105 30H104V31H105ZM180 30H178L177 32H179ZM3 31H4V30H3ZM3 31H1V32H3ZM13 31H14V30H13ZM127 31L130 32L129 29L125 30V32H127ZM135 31H136V30H135ZM140 31H141V30H140ZM145 31H146V30H145ZM183 31H184V30H183ZM1 32H0V39H1L2 36H5V38H7V37H6L7 35H6V34H3V33H1ZM10 32H11V31H10ZM10 32H7V31H6V33H10ZM60 32H61V31H60ZM125 32H124V33H125ZM129 32H128V33H129ZM180 32H181V31H180ZM44 33H48V31L45 30V32L43 31V34H44ZM50 33H51V32H50ZM118 33H119V30L117 31V34H118ZM184 33H185V31H184ZM143 34H144V33H143ZM182 34H183V33H182ZM182 34H181V35H182ZM9 35H13V33H12V34L10 33ZM125 35H127V33H125ZM179 35H180V34H179ZM50 36H51V35H50ZM111 36H108V37L111 38ZM129 36H130V35H129ZM187 36H188V33H187ZM187 36H186V34H185L184 37H187ZM189 36H190V35H189ZM114 37H113V39H114ZM3 38H4V37H3ZM49 38H50V37H49ZM110 38H109V39H110ZM127 38H129V37H127ZM127 38H126V39H127ZM132 38H133V36L130 37V41L132 40ZM189 38H190V37H189ZM51 39H52V38H51ZM107 39H108V38H107ZM133 39H134V38H133ZM166 39H167V38H166ZM2 41H3V40H2ZM2 41H1V42H2ZM4 41H7V40H4ZM11 41H12V40H11ZM125 41H128V40H125ZM132 41H133V40H132ZM132 41H131V42H132ZM1 42H0V43H1ZM168 42H169V41H168ZM127 43H128V42H127ZM166 43H167V42H166ZM4 45H6V42H5ZM18 45H19V44L16 45V46H17L16 48H18ZM0 46H1V44H0ZM72 48H73V47H72ZM82 49H83V48H82ZM72 50H73V49H72ZM154 51H155V50H154ZM62 53H63V52H62ZM49 54H50V53H49ZM57 54H58V53H57ZM60 55H61V54H60ZM63 55H65V57H67L65 53H64ZM51 57H52L51 55H50V57H48V56L46 57V59L48 60V61H47L48 65L51 64V63H50V62H51ZM80 57H81V56H80ZM60 58H62V56H61ZM63 58H64V56H63ZM76 58H77V56H76ZM82 58H83V57H82ZM166 58H167V57H166ZM33 59H34V58H33ZM30 60H31V59H30ZM75 60H76V59H75ZM79 60H80V59H79ZM79 60H76V61H78V62H81V61H82V60H80V61H79ZM152 60H153V59H152ZM62 61H64V60H62ZM73 61H74V60H72V63H73ZM31 62H32V61H31ZM38 62H39V61H38ZM66 62H68V63L70 64V63H71V60H70V62H69V60L66 61ZM33 63H34V61H33ZM40 63H41V62H40ZM38 64H39V63H38ZM38 64H37V61H36V64L34 63V65L38 66L37 68H39L40 66H43L42 64H40V66H39ZM66 64H67V63H66ZM69 64H68V65H69ZM74 64H75V63H74ZM31 65H32V64H31ZM72 65H73V64H72ZM83 65H84V64H83ZM66 66H67V65H66ZM32 67H35V66L32 65ZM76 67H77V66H76ZM78 67H79V66H78ZM29 68H31V67H29ZM43 68H45V67H43ZM62 68H63V67H62ZM39 69H40V68H39ZM59 69H60V68H59ZM77 69H78V68H77ZM79 69H80V68H79ZM79 69H78V70H79ZM33 70H34V69H33ZM88 71H89V69H88ZM77 72H78V71H77ZM85 72H86V74H87V76H88V73H89V72L87 73V70H85ZM91 72H92V70L90 71V74H91ZM94 72H96V71H94ZM94 72H93L92 74H94ZM135 72H136V71H135ZM14 74H15V73H14ZM41 74H42V73H41ZM41 74H39V75H41ZM63 74H64V73H63ZM80 74H81V73H80ZM39 75H38V76H39ZM99 75H100V74H99ZM99 75H98V77H100ZM120 75H121V74H120ZM41 76H42V75H41ZM48 76H49V75H48ZM54 76H55V75H54ZM54 76H53V77L50 76V77H51V78H49V81H50V82H48V81L45 82L46 86H41L42 83L39 82V81L37 82V84H29V85L24 86V87L22 86L21 89L18 90V91H19V94H20V95H23V96H25V95H32V97H33V96L35 97L36 94H38L39 97H40V95H44V96H42L43 99H44L45 97H47L46 99H48V97H49L50 99H51V97H53L54 99L51 100V101H49L50 103L53 102L52 104H54V106L51 105L52 108L55 107V103H56V101H59V99L61 98V101L59 102V105H57V103H56V105L58 106V109H59V110H57L55 113H57L58 115H56L55 113H53V114H55V115L58 116V117L60 116V117L63 118L62 114L64 115V114H65V113H64L65 111L68 110V112H67L68 115H70V114H69V110H70V112H71V111H74V116L76 115V117L73 116V117L75 118V121H76L77 119H78V121H79V118H77V115L82 116V114H86V113L88 114V113H91L90 110H88V112H86V110H87L88 108H87V109L84 108V103L88 102L89 99H90L91 97H90L89 95L84 94V92L86 91V90L84 91V89L86 88V86H85V85H82L83 82H85V83H83V84H86V83H87V85L90 83V86H89V87H90V88H93V89L90 90V91H92V92H93V90L95 89V90H99L100 92L103 90V93H104V89H106L105 87L108 86V84L111 83L110 86H111L112 84H113L114 86L116 85V83L114 84L113 82L106 83V82H104L101 78L95 77V75H93L92 77L89 75L91 78H90V77H88V78H84V79H86L87 81L89 80V81H88L89 83H88L86 80L82 82V79H81V78H82L83 76L81 75L82 77H79L81 80L78 79L79 81H81V85H77V84H78V81L75 80V81H77V84H76L77 86L73 85V86H75V87H73V89H72V88H68L70 85H69V86L64 85L66 82L63 84V81H62V79H61V75L59 76L60 78L58 77L56 80H55ZM62 76L64 77V76H66V75H62ZM84 76H85V75H84ZM8 77H10V76H8ZM42 77H43V76H42ZM44 77H47V75H45ZM124 77H125V76H124ZM35 78H36V77H35ZM52 78H53V79H52ZM8 79H9V78H8ZM10 79H11V77H10ZM12 79H13V78H12ZM12 79H11V80H12ZM36 79H37V78H36ZM36 79H35V80H36ZM39 79H40V78H39ZM63 79H64V78H63ZM65 79H66V78H65ZM5 80H6V79H5ZM13 80H14V79H13ZM43 80L46 81L47 78H42V79H40V81H42V82H43ZM226 80H227V82H228V79H226ZM52 81L58 83V85H57L58 87H56L57 89H51L50 86H51V82H52ZM65 81H66V80H65ZM105 81H106V80H105ZM118 81H119V80H118ZM120 81H121V80H120ZM120 81H119V82H120ZM53 82H52V83H53ZM67 82H68V81H67ZM115 82H116V81H115ZM224 82H225V81H224ZM47 83H48V84L50 83V84L47 85ZM117 83H118V82H117ZM156 83H157V82H156ZM53 84H54V83H53ZM53 84H52V85H53ZM67 84H68V83H67ZM79 84H80V83H79ZM8 85H9V84H8ZM8 85H7V86H8ZM63 85H64V87L66 86V88H68V89H70V90L67 91V92H65V90H64V88H63ZM120 85H121V84H120ZM122 85H123V84H122ZM224 85H225V84H224ZM226 85H227V84H226ZM229 85H230V87L232 86L231 83H230ZM229 85H228V86H229ZM118 86H119V83H118L117 87H118ZM228 86H227V87H228ZM233 86H234V85H233ZM70 87H71V86H70ZM108 87H109V86H108ZM119 87H120V86H119ZM112 88H113V87H112ZM112 88H111V89H112ZM17 89H18V88H17ZM71 89H72V90H71ZM122 89H123V87H122ZM224 89L226 90L227 88L223 87V90H224ZM232 89H234V87H233V88L231 87L230 90L233 91ZM87 90L89 91V89H87ZM119 90H120V89H119ZM230 90H229V91H230ZM18 91H17V92H18ZM90 91H89V92H90ZM99 91H98V92H99ZM116 91H117V90H116ZM121 91H122V90H121ZM229 91H228V89H227V91H226L225 93L227 94ZM98 92H97V93H98ZM113 92H114V91H113V89H112V90L110 91V93H108V94L106 95L108 99L111 100L113 94H115V92H114V93H113ZM85 93H87V92H85ZM101 93H102V92H101ZM19 94H18V96H19ZM33 94H35V95H33ZM89 94H90V93H89ZM116 94H117V92H116ZM116 94H115V96H116ZM118 94H119V93H118ZM228 94H229V93H228ZM230 94H231V93H230ZM15 95H17V94H15ZM62 95H63V96H62ZM90 95H91V94H90ZM145 95H146V94H145ZM232 95H233V94H232ZM117 96H118V95H117ZM134 96H135V95H134ZM212 96H213V95H212ZM15 97H16V96H15ZM21 97H22V96H21ZM25 97H26V96H25ZM29 97H31V96H29ZM34 97H33V99H34ZM135 97H137V95H136ZM147 97H148V96H147ZM147 97L145 96V99H146ZM36 98L38 99V97H36ZM36 98H35V99H36ZM42 98H41V100L43 101ZM93 98H94V97H93ZM138 98H139V97H138ZM151 98H152V97H151ZM13 99H14V98H13ZM13 99H12V100H13ZM16 99H17V97H16ZM16 99H14V100H16ZM20 99H21V98H20ZM23 99H25V98H23ZM29 99H32V98H29ZM29 99H27V100H29ZM33 99H32V100H33ZM37 99H36V101L39 100V99H38V100H37ZM112 99H114V98H112ZM133 99H134V98H133ZM141 99H142V97H141ZM141 99H140V100H141ZM143 99H144V97H143ZM145 99H144V100H145ZM14 100H13V101H14ZM18 100H19V99H17L16 102H18ZM27 100H26V101H27ZM48 100H49V99H48ZM87 100H88V101H87ZM90 100H91V99H90ZM110 100H109V101H110ZM114 100H115V99H114ZM114 100H112V101H114ZM138 100H139V99H138ZM138 100L136 99L135 102L138 101ZM144 100H143V102H144ZM146 100H147V99H146ZM149 100H150V99H148L147 101H149ZM22 101H23V100H22ZM22 101L19 100L20 104L22 103V104L25 105V102H26V101H25L24 103H23ZM34 101H35V100H34ZM34 101H33V102H34ZM42 101H40V103H41ZM150 101H151V100H150ZM183 101H184V100H183ZM183 101H182V102H183ZM31 102H32V101H31ZM46 102H47V101H46ZM132 102H133V101H132ZM140 102H142V100H141V101H138V103H140ZM14 103H15V102H14ZM26 103H28V102H26ZM34 103H35V102H34ZM34 103H33V105L35 106L36 104H34ZM38 103H39V102H38ZM42 103H43V102H42ZM50 103H49V105H50ZM110 103H111V102H110ZM110 103H109V104H110ZM114 103H115V101H114ZM114 103H113V104H114ZM145 103H146V102H145ZM145 103H144V105H145ZM149 103H150V102H148L147 104H149ZM185 103H186V102H185ZM213 103H214V102H213ZM16 104H17V103H16ZM16 104H15V105H16ZM22 104H21V106H22ZM44 104H45V102H44ZM133 104H134V103H133ZM136 104H137V102H136ZM15 105H14V106H15ZM30 105H31V103L29 104V106H30ZM33 105H31V106H33ZM37 105H38V104H37ZM39 105H40V104H39ZM39 105H38V106H39ZM140 105H141V104H140ZM142 105H143V104H142ZM142 105L140 106V107H141V109H140L141 111H138L139 113L143 111V109H142V108H143ZM149 105H150V104H149ZM19 106H20V105H19ZM19 106H18V107H19ZM27 106H28V104H27ZM27 106H25V107H27ZM29 106H28V107H29ZM38 106H37V107H38ZM41 106H42V105H40V107H38V109L35 108L36 106H35L34 108L36 109V111H37V110H40V109L42 110V108H43L44 106H42V107H41ZM90 106H91V105H90ZM133 106H134V105H133ZM138 106H139V105H138ZM147 106H148V105H147ZM150 106H151V105H150ZM183 106H184V105H183ZM242 106H243V105H242ZM16 107H17V106H16ZM16 107H15V108H16ZM46 107H47V105H46ZM85 107H87V105H86ZM91 107H92V106H91ZM91 107H90V108H91ZM110 107H111V106H110ZM136 107H137V106H136ZM136 107H133V108H136ZM153 107H154V106H153ZM246 107H247V106H246ZM23 108H24V106H23ZM50 108H51V107H50ZM90 108H89V109H90ZM145 108H146V107H145ZM147 108H148V107H147ZM21 109H22V108H21ZM46 109H47V108H46ZM48 109H49V107H48ZM85 109H86V110H85ZM137 109H139V108L137 107L136 110H135V112L137 111ZM245 109H247V108H245ZM15 110H16V109H15ZM19 110H20V109H19ZM23 110H24V109H23ZM26 110H27V108H25V111H26ZM29 110H30V109H29ZM131 110H132V106H131ZM133 110H134V109H133ZM133 110H132V111H133ZM150 110H151V109H149V111H150ZM241 110H242V109H241ZM243 110H244V109H243ZM243 110H242V113H243ZM20 111H21V110H20ZM32 111H34V109H33ZM32 111H31V112H32ZM44 111L46 112V110H44ZM48 111H49V110H48ZM51 111H52V110L50 109V112H51ZM84 111H85L86 113H83ZM89 111H90V112H89ZM153 111H154V110H152L151 112L153 113ZM155 111H156V110H155ZM16 112H17V111H16ZM28 112H29V111H28ZM37 112H38V111H37ZM133 112H134V111H133ZM147 112H148V111H147ZM147 112H146V113H147ZM151 112H149V116H150ZM156 112H158V111H156ZM234 112H235V111H234ZM245 112H246V111H245ZM19 113H20V112H19ZM23 113H24V111H23ZM32 113H33V112H32ZM39 113H40V112H39ZM67 113H66V114H67ZM72 113H73V112H72ZM75 113H76V114H75ZM139 113L137 114V112H136L135 114H137L138 116H140L141 114H139ZM142 113H143V112H142ZM30 114H31V113H30ZM40 114H43V113H40ZM40 114H37V115H40ZM46 114L49 115V113H46ZM60 114H61V115H60ZM66 114H65V116H64L65 118H66ZM143 114H145V113H143ZM243 114H244V113H243ZM248 114H249V113H248ZM263 114H264V113H263ZM20 115H23V114L20 113ZM35 115H36V114H35ZM35 115H33V116H35ZM37 115H36V116H37ZM55 115H53V116H55ZM68 115H67V117H68ZM153 115H155V114L153 113ZM18 116H19V115H18ZM42 116L44 117L45 115L43 114ZM53 116L51 115V117H50V115H49V117H50L49 120H51V118H52ZM87 116H88V115H87ZM135 116H136V115H135ZM145 116H147V115L145 114ZM145 116H144V117H145ZM192 116H193V115H192ZM227 116H229V115L227 114ZM14 117H15V116H14ZM22 117H23V116H22ZM38 117H39V116H38ZM58 117H57V118L54 117V118L59 122V120H60L61 118L59 117V118H60V119H59ZM82 117H83V116H82ZM84 117H85V116H84ZM89 117L92 119V116H89ZM142 117H143V116H142ZM147 117H148V116H147ZM154 117H155V116H154ZM245 117H246L247 119H249V118L247 117V115H245ZM255 117H257V116H255ZM18 118H19V117H18ZM23 118H24V117H23ZM29 118H30V117H29ZM45 118H46V116H45ZM69 118H70V117H69ZM76 118H77V119H76ZM150 118H153V117L150 116ZM150 118H149V119H150ZM194 118H195V117H194ZM241 118H242V117H241ZM13 119H15V118H13ZM19 119H20V118H19ZM43 119H44V118H43ZM72 119H73V118H71V120L68 119L69 122H71ZM84 119H85V118H84ZM91 119H89L88 121L90 122ZM93 119H94V117H93ZM129 119H130V118H129ZM134 119H135V118H134ZM146 119H148V118H146ZM227 119H228V118H227ZM227 119H226V120H227ZM242 119H244V118H242ZM242 119H241V121H242ZM257 119H258V118H256V120H257ZM28 120H29L28 122L31 121L30 119H28ZM35 120H37V119L35 118ZM35 120H33V122H34ZM38 120H39V119H38ZM45 120H46V119H45ZM49 120H47V121H49ZM66 120H67V119H66ZM132 120H133V119L131 118V122L133 123ZM228 120H229V119H228ZM245 120H246V119H244V121H245ZM261 120H262V118H261ZM11 121H12L11 124H14V123H13V120H11ZM20 121H21L20 124H22V123H23V122H22L23 119H20ZM24 121H25V120H24ZM26 121H27V120H26ZM39 121H41V120H39ZM51 121H54L53 118H52ZM57 121H56V123H58ZM63 121H64V119H63ZM82 121H83V120H82ZM85 121H86V120H85ZM149 121H150V120H149ZM193 121H194V120H193ZM18 122H19V120H18ZM18 122L15 123V124L17 125ZM28 122H27V124H28ZM33 122H32V123H33ZM49 122H50V121H49ZM64 122H65V121H64ZM66 122H67V121H66ZM66 122H65V123H66ZM76 122H77V121H76ZM76 122H74V123L71 122V123H72L73 125H75ZM83 122H84V121H83ZM128 122H129V121H128ZM128 122H127V123H128ZM147 122H148V121H147ZM226 122H227V121H226ZM238 122H239V121H238ZM9 123H10V122H9ZM38 123H39V122H38ZM42 123H43V122H42ZM45 123H46V122H45ZM52 123H54V122H52ZM56 123H54V125L57 126ZM60 123H63L62 120H61ZM65 123H64V125L66 126L67 124H65ZM132 123L130 124L131 127L133 126V124H134L135 122H134L133 124H132ZM136 123H137V121H136ZM139 123H140V122H139ZM228 123H230V122H228ZM228 123H227V124H228ZM242 123L244 124V122H242ZM245 123H246V121H245ZM5 124H7V123H5ZM11 124H8V125H11ZM15 124H14V125H15ZM20 124H19V125H20ZM35 124H37V121L35 122ZM39 124H40V123H39ZM72 124H70V126H73ZM76 124H78V126H79V122L76 123ZM84 124H85V123H84ZM86 124H87V123H86ZM239 124H241V122H240ZM14 125H13V126H14ZM30 125H31V122H30ZM37 125H38V124H37ZM40 125H42V124H40ZM40 125H39V126H40ZM45 125H47V124H45ZM45 125H44V126H45ZM49 125H50V123H49ZM62 125H63V124H62ZM62 125H59V126H62ZM91 125H92V124H91ZM91 125L89 124V125H88V126H89L88 128H87V126H86L87 129H90V131L87 130L88 133L91 132V128H90ZM138 125H139V124H138ZM138 125H136V126H138ZM5 126L7 127V125H5ZM5 126H3V127H5ZM21 126H22V125H21ZM33 126L37 127L36 125H32V126L29 127V128H32ZM42 126H43V125H42ZM44 126H43V127H44ZM47 126H48V125H47ZM47 126H45V127L47 128ZM51 126H52V125H51ZM59 126H58V127H59ZM83 126H84V125H83ZM83 126H82V127L80 126V127H81L80 129H84L85 126H84V127H83ZM108 126H109V125H108ZM123 126H124V125H123ZM128 126H129V125H128ZM128 126H127V127H128ZM228 126H231V124H229ZM245 126H246V125H245ZM9 127H12V126H9ZM9 127H8V128H3L4 131H6L5 129H9ZM17 127H18V126H17ZM67 127H69V125L66 126V128H67ZM73 127H74V126H73ZM91 127H92V126H91ZM105 127H106V126H105ZM134 127H135V126H133V128H134ZM139 127H140V126H139ZM201 127H202V126H201ZM13 128H14V127H13ZM29 128H27V130H28ZM41 128H42V127H41ZM52 128H53V127H52ZM52 128L49 127L48 129H45V131H47V130H49V129H52ZM55 128H56V127H55ZM63 128H64V127H63ZM75 128H77V127H75ZM75 128H74L75 134H73V131L71 132V130H69V132H67L68 130H66V129L64 128V129H65V131L63 132V133H64V136H63V135H62V136L65 137V136L68 135V133H69V134L72 133L73 135L76 136V137H75V136H74V137L77 138V135H79V133H77V130H80V129L77 128V130H75ZM107 128H108V127H107ZM129 128H130V127H129ZM133 128H132V129H133ZM3 129H2V131H3ZM16 129H17V128H16ZM19 129H20V128H19ZM33 129H35V128H33ZM33 129H32V130L29 129V130H30V131H33ZM59 129H61V128H59ZM64 129H63V130H64ZM69 129H70V128H69ZM71 129H72V127H71ZM93 129H94V128H93ZM104 129H105V128H104ZM132 129H131V130H132ZM201 129H202V128H201ZM9 130H12V129H9ZM9 130H8V131H9ZM13 130H14V129H13ZM13 130H12V131H13ZM25 130H26V129H25ZM25 130L23 131L24 133H25ZM27 130H26V131H27ZM36 130H37V129H36ZM43 130H44V129H42V131H41V133H44V134H42V136H43V137H44V136L46 137V135L48 134L49 131L46 133V132H43ZM54 130H56L57 132H60L62 129H61L60 131H58V129H54V128H53V130H51V131H54ZM135 130H136V129H135ZM135 130L131 133L130 137H128V138H129V139H128L129 141H128L127 139H125V141H126V140L128 141L127 144H129V143L131 144L130 141H132V140H133L132 143L134 144V138L137 137L138 134H139V133H137L138 129H137L136 131H135ZM2 131H1V132H2ZM14 131H15V130H14ZM56 131H55V132H56ZM81 131H85V129H84V130H81ZM81 131H80V132H81ZM107 131H108V129H107ZM125 131H126V130H125ZM128 131H129V129H128ZM128 131H126V132H128ZM161 131H162V130H161ZM175 131H176V130H175ZM20 132H21V131H20ZM65 132H67V133H65ZM78 132H79V131H78ZM85 132H86V131H85ZM103 132H104V131H103ZM105 132H106V131H105ZM121 132H122V131H121ZM126 132H125V133H126ZM164 132H165V131H164ZM171 132H172V131H171ZM5 133H6V132H5ZM14 133H15V132H14ZM18 133H19V132H18ZM18 133H17V137H18ZM39 133H40V131H39ZM41 133H40V134H41ZM45 133H46V134H45ZM81 133H82V132H81ZM91 133H92V132H91ZM129 133H130V132H129ZM161 133H163V132H161ZM161 133H160V134H161ZM166 133H167V132H166ZM12 134H13V132L10 133V134H8V135H11V136H12ZM19 134H20V133H19ZM51 134H53V132H52ZM55 134H58V133H55ZM60 134H62V133H60ZM65 134H67V135H65ZM76 134H77V135H76ZM83 134H84V132H83ZM83 134H82V135H83ZM99 134L101 135V134H103V133H99ZM113 134H114V133H113ZM126 134H127V133H126ZM13 135H14V134H13ZM48 135H49V134H48ZM53 135H54V134H53ZM90 135H91V134H90ZM96 135H97V134H96ZM140 135H141V134H140ZM143 135H144V134H143ZM5 136H7V135H5ZM23 136H26V135L24 134ZM23 136H22V137H23ZM49 136H51V135H49ZM49 136H47V137H49ZM60 136H61V135H60ZM120 136L123 137V134L120 135ZM170 136H171V135H170ZM19 137H20V135H19ZM37 137H38V136H37ZM37 137H36V138H37ZM43 137H42V138H43ZM47 137H46V138H47ZM54 137L56 138L57 136L54 135ZM54 137H53V138H54ZM69 137H70L72 140H75V138L73 139V136L71 137V136L69 135ZM69 137H67V138L70 139ZM111 137L113 138V136H111ZM124 137H125V135H124ZM138 137H139V136H138ZM143 137H144L145 139L148 140V138H147L148 136H146V137H145V136H142L140 139L142 140ZM161 137H162V136H161ZM233 137H234V136H233ZM14 138H16V137H12L13 141L15 140ZM42 138L38 137L39 140L42 139ZM49 138L51 139L52 137H49ZM49 138H48L47 140H46V139H45V140L48 141ZM58 138H59V137H58ZM67 138H64V140H65V139L67 140ZM82 138H83V137L79 138V140L76 139V140H78L76 143H75V141H73V143H74L75 145L77 144V145L75 146L76 148H77L78 146H81V144H83V143H82V140H83L84 138H83V139H82ZM125 138H126V137H125ZM163 138H165V137H163ZM163 138H161V139L163 140ZM167 138L169 139V137H167ZM167 138H166V139H167ZM17 139H18V138H16V140H17ZM21 139H22V138H21ZM21 139H20V140H21ZM23 139H24V137H23ZM43 139H44V138H43ZM62 139H63V138L61 137L60 140H62ZM71 139H70V140H71ZM80 139H81V140H80ZM108 139H109V138H107L106 141H107ZM116 139H117V138L115 137V140H116ZM159 139H160V138H159ZM166 139H165V140H166ZM172 139H173V138H172ZM207 139H208V138H207ZM226 139H227V138H226ZM39 140H37V141H39ZM45 140H44V142H45L46 144H49V143H47ZM53 140H54V139H53ZM56 140H57V138H56ZM72 140H71V141H72ZM109 140H110V139H109ZM111 140H112V139H111ZM136 140H137V138H136ZM138 140H139V139H138ZM162 140H161V141H162ZM13 141H12V140H8V143H7V145H9L11 148L15 145V144H13ZM37 141H36V142H37ZM49 141H50V140H49ZM85 141H86V140H85ZM113 141H114V140H113ZM113 141H111V145H113V144H112ZM123 141H124V140H123ZM123 141H122V142H123ZM154 141H155V140H154ZM168 141H169V140H168ZM227 141H228V140H227ZM17 142H18V140H17ZM40 142H41V143H44L43 140H41ZM51 142L54 143L55 140H54V141H51ZM51 142H50V144H51ZM59 142H60V141H59ZM65 142H66V141H65ZM69 142H70V141H69ZM86 142H87V141H86ZM108 142H109V141H108ZM116 142H117V141H116ZM149 142H150V141H149ZM149 142H148V144H149ZM191 142H192V141H191ZM197 142H198V141H197ZM60 143L63 144V145L65 144V143H63L62 141H61ZM70 143H71V142H70ZM70 143H69V144L66 143V144L71 146L72 144H70ZM99 143H100V142H99ZM120 143H121V142H120ZM120 143H119V144H120ZM145 143H146V142H145ZM150 143H151V142H150ZM162 143H163V142H162ZM168 143H169V142H168ZM173 143H174V142H173ZM178 143H179V142H178ZM178 143H177V144H178ZM194 143H195V142H194ZM38 144H39V142H38ZM50 144H49V145H50ZM54 144H55V143H54ZM56 144H57V142H56ZM61 144H60V145H61ZM74 144H73V145H74ZM106 144H107V142H106ZM114 144H115V143H114ZM122 144H123V143H122ZM122 144H120V146H122ZM125 144H126V143H125ZM125 144H124V145H125ZM165 144H166V143H165ZM179 144H181V143H179ZM187 144H188V143H187ZM197 144H198V143H197ZM27 145H28V144H27ZM27 145H26V148H27ZM39 145H40V144H39ZM44 145H45V144H44ZM63 145H62V146H63ZM86 145H87V144H86ZM86 145H85V147H87ZM109 145H110V144H109ZM109 145H108V146H109ZM124 145H123V148H124ZM190 145H192V144H190ZM240 145H241V144H240ZM15 146H18V145H15ZM24 146H25V145H24ZM28 146H29V145H28ZM31 146H32V144H31ZM33 146L36 147L35 145H33ZM33 146H32V147H33ZM51 146H52V145H51ZM117 146H118V143H117L116 147H117ZM125 146H127V145H125ZM146 146H147V145H146ZM237 146H238V145H237ZM0 147H1V146H0ZM34 147H33V148H34ZM47 147H48V145H47ZM59 147H61V146H59ZM65 147L67 148V146H65ZM82 147H84V145H83ZM82 147H80V148H82ZM110 147H111V146H110ZM113 147H115V146H113ZM113 147H112V148H113ZM116 147H115V148H116ZM133 147H134V146H133ZM136 147H137V146H136ZM153 147H154V146H153ZM155 147H157V146H155ZM155 147H154V148H155ZM180 147H181V146H180ZM233 147H234V146H233ZM1 148H3V147H1ZM1 148H0V149H1ZM11 148H10V149H11ZM36 148H38V147H36ZM40 148H42V147H40ZM45 148H46V147H45ZM45 148H44V149H45ZM50 148H52V147H50ZM63 148H64V147H63ZM108 148H109V147H108ZM108 148H107V151H108ZM131 148H132V145H131V147H129V149H131ZM138 148H139V147H138ZM157 148H158V147H157ZM182 148H183V147H182ZM182 148H181V149H182ZM236 148H237V147H236ZM236 148H235V149H236ZM7 149H8V148H7ZM12 149H14V148H12ZM19 149H20V148H19ZM47 149H49V147H48ZM72 149H73V147H72ZM78 149H79V147H78ZM85 149H86V148H85ZM109 149H110V148H109ZM113 149H114V148H113ZM125 149H126V148H125ZM129 149H128L127 151H129ZM140 149H141V148H140ZM140 149H139V150H140ZM152 149H153V148H152ZM168 149H169V148H168ZM173 149H174V148H173ZM173 149H170V150L173 151ZM214 149H215V148H214ZM229 149L231 150L232 148H228V149H227V150H228L227 152L230 151ZM2 150H3V149H2ZM8 150H9V149H8ZM34 150H35V149H34ZM42 150H43V149H42ZM42 150L40 149V152H41ZM45 150H46V149H45ZM52 150H53V149H51L50 151H52ZM64 150H65V148H64ZM66 150H67V149H66ZM70 150H71V149H70ZM73 150H75V149H73ZM122 150H123V149L121 148V151H122ZM131 150H132V151H130V152H133V148H132ZM155 150H156V148H155ZM157 150H158V149H157ZM157 150H156V151H157ZM185 150H186V149H185ZM211 150H212V149H211ZM232 150H234V149H232ZM249 150H250V149H249ZM11 151H12V150H11ZM19 151H20V150H19ZM19 151H17V153L20 154V152L22 153V152L25 151V150L21 149V151H20V152H19ZM36 151L38 152V149H37ZM47 151H48V150H47ZM47 151H46V153H47ZM59 151H62V148H61V150H59ZM114 151L117 152V150H114ZM118 151L120 152V149H118ZM152 151H154V150H152ZM158 151H159V150H158ZM158 151H157V153H158ZM164 151H165V150H164ZM175 151H176V150H175ZM205 151H206V150H205ZM224 151H225V150H224ZM26 152H27V150H26ZM43 152H44V150H43ZM48 152H49V151H48ZM62 152H64V151H62ZM68 152H69V150H68ZM125 152H126V151H125ZM125 152H124V153H125ZM135 152H137V151H135ZM160 152H161V153L163 152L162 149L160 150ZM177 152H178V150H177ZM213 152H214V151H213ZM230 152H231V151H230ZM3 153H4V151H1V150H0V154H3ZM11 153H12V152H11ZM11 153L9 152V154H11ZM50 153H51V152H49V154H50ZM52 153H53L52 156H54V157H55V156H59L58 158H60V157H61L60 155H62L61 152H59V153H61L60 155H58L57 152H56L55 154H54V152H52ZM107 153H108V152H107ZM107 153L104 152V154L101 153V154L99 155V157L97 156V157L99 158V163H98V161L95 162V163H98V164L96 165L97 168H96V167H93V168H92V169H93L92 172H90V171H91V170H90L89 173L86 175V178L84 179V177H83L84 180H86V179L88 178L87 180H89V182H90V181H92V180L94 179L93 176L96 174L97 176H100L101 179L99 180V183L97 182L95 185L93 184L94 186L91 185L92 187H91V190H90V191H92V192H91L92 194L90 195V198H89L90 201H89V202H93V204H95V208H89V211H88L89 216H87L88 218L85 217V223H84V226H83V227L81 226V230H82L83 232H85L86 235H87L88 237L91 236V238H93V240H94L93 245H94L95 247L100 248L101 250H108L109 253H110L112 256L115 257V260L117 261V264H139V262H140V260H141L140 257H141V256L143 257V255H146V256H147V257L145 256V257L147 258L146 264H150V263L152 262V260H153V257L157 254V251H158L159 248H161V246H160L159 248H158V247H155V245H156V244H159V243H156V242H155V243H156V244H155V243H153V242H154V241H153L154 239H153V240H152V239H147V238H149V235H148V237H147V236H146V235H147L146 232L144 233V234H146L145 236L142 235V236L145 237V240H142L143 243H140V245H137V244H136V240H138V237H139V241H140V240H141V237L139 236V233H138V232H135V231L132 229V225L135 224V226H137L136 224H140V226H141V222H143V221L145 220V218H146V215H144V210L148 209L147 206L150 205V204H152L151 206L153 207V209L156 208V206H157V209H156V210L154 209V210L156 211V214H157V211L160 210V209H158V208L160 207V206H159V202L161 201L160 199H162V197H161V195H160V197L158 196L157 198H153V199L150 198V197H149V194H148L149 191H147L148 188H146V187L144 186V184H143V185L141 184V183L143 182V181H141V180L143 179V176L141 177V176H140L141 173L139 174V172H137V171L135 170V168L139 167V166L142 164V163L140 164V162L138 161V158H137V156H136V155H138L139 153H137V154L132 153V155H133V159H132L133 162H132V165H133V168H134V169H133V168H132V169H131V168L127 169L126 174L124 173V175L121 174L119 177H117V179H116L117 181L114 180L115 182H109V181H105V179H102V178H104V176L106 175V173L108 174V173H110L111 171H109L110 169H109V170H103V169L101 168V166H102L103 164L106 165V163L108 164V162H109V164H111L110 161H113V159H115V158L113 157V159L111 160L112 157H110ZM111 153H113L112 149H111V151H110V154H111ZM117 153H118V152H117ZM124 153H121V154H124ZM128 153H129V152H127V154H128ZM140 153H141V151H140ZM163 153H164V152H163ZM185 153H186V152H184L183 155H184ZM222 153H223V152H222ZM6 154H7V153H6ZM19 154H17V155H19ZM24 154H25V153H24ZM24 154H23V155H24ZM38 154H39V153H38ZM63 154H64V153H63ZM114 154H115V153H114ZM119 154H120V153H119ZM158 154H160V153H158ZM173 154H174V152H173ZM178 154H180V152H179ZM192 154H193V152H192ZM226 154H229V153H226ZM46 155H47L48 159H49L50 156H51V155L45 154V152H44V153H41V154H40V157H39V158H43L44 161H47L48 159L45 160V158H47ZM117 155H118V154H117ZM139 155H141V154H139ZM139 155H138V156H139ZM154 155H156L155 152H154ZM186 155H187V154H186ZM190 155H191V154H190ZM194 155H195V154H194ZM249 155H250V154H249ZM0 156H2V155H0ZM3 156H4V154H3ZM5 156H6V155H5ZM13 156H14V155H13ZM19 156H20V155H19ZM21 156H22V154H21ZM38 156H39V155H38ZM52 156H51V160H53ZM64 156H65V155H64ZM111 156H112V154H111ZM119 156H120V155H119ZM121 156H122V155H121ZM125 156H127V155H124V157H125ZM128 156L130 157L131 155H128ZM228 156H229V155H228ZM238 156H239V155H238ZM11 157H12V156H11ZM15 157H16V153H15ZM17 157H18V156H17ZM22 157H23V156H22ZM25 157H26V155H25ZM25 157H23V159H24ZM140 157H142V156H140ZM155 157H156V156H155ZM165 157H166V156H165ZM185 157H186V156H185ZM185 157H184V158H185ZM191 157H192V155H191ZM215 157H217V156H215ZM230 157H231V156H230ZM250 157H251V156H250ZM12 158H13V157H12ZM19 158H21V157H19ZM26 158H27V159H26ZM26 158H25V159L28 161V160H30L29 158H31V157H26ZM95 158H96V157H95ZM98 158H97V159H98ZM116 158H117V157H116ZM131 158H132V156H131ZM131 158H130V159H131ZM167 158H168V156H167ZM172 158H173V157H172ZM180 158H181V157H180ZM193 158H194V156H193ZM226 158H227V157H226ZM226 158H224V159L226 160ZM0 159H1V158H0ZM2 159H5V161H6L7 157H6V158H5V157H2ZM54 159H55V158H54ZM118 159H122V158H118ZM126 159H127V157H126ZM251 159H253V158H251ZM251 159L249 158V160H251ZM10 160H11V159H10ZM14 160H17V159L14 158V159L11 160V161H14ZM26 160H25V162H27ZM39 160L41 161V159H39ZM49 160H50V159H49ZM51 160H50V161H51ZM91 160H92V159H91ZM123 160H124V159H123ZM123 160H120V162L123 161ZM127 160H128V159H127ZM229 160H230V159H229ZM229 160H228V161H229ZM231 160H233V159H231ZM244 160H245V159H244ZM20 161H23V160H20ZM30 161H31V160H30ZM30 161H29V164L32 166V164L30 163ZM42 161H43V160H42ZM94 161H96V160L94 159ZM117 161H118V160H117ZM117 161H113V163H114V162H117ZM145 161H146V160H145ZM171 161H173V160H171ZM222 161H223V160H222ZM251 161H252V160H251ZM7 162H8V164H9V161H6V163H7ZM31 162H32V161H31ZM52 162H53V161H52ZM118 162H119V161H118ZM118 162H117V163H118ZM120 162H119V164H121ZM123 162H124V161H123ZM123 162H122V164H123ZM169 162H170V161H169ZM183 162H184V160H183ZM235 162H236V161H235ZM252 162H253V161H252ZM252 162H251V163H252ZM57 163H58V162H57ZM95 163H94V164H95ZM117 163H115V164H117ZM146 163H147V162H146ZM179 163H180V162H179ZM189 163H192V162H189ZM214 163H215V162H214ZM227 163H229V162H227ZM247 163H248V166H249V167L252 165V164L250 163V161H249V162L247 161L246 164H247ZM249 163H250V164H249ZM12 164H15V162L12 163ZM12 164L10 163V165H12ZM18 164H19V163H17V166H18ZM21 164H22V163H20L19 165H21ZM26 164H27V163H26ZM51 164H52V163H51ZM61 164H62V163H61ZM91 164H92V162H91ZM119 164H118V165H119ZM122 164H121V165H122ZM169 164H170V163H169ZM181 164H182V163H181ZM185 164H186V163H185ZM187 164H188V163H187ZM231 164H234V163L231 162ZM240 164L242 165V163H240ZM244 164H245V162H244ZM23 165H24V164H23ZM27 165H28V164H27ZM105 165H104V166H105ZM124 165H125V164H124ZM127 165H128V164H127ZM132 165H131V166H132ZM142 165H143V164H142ZM188 165H189V164H188ZM188 165H187V166H188ZM204 165H205V164H204ZM229 165H230V163H229ZM241 165H240V166H241ZM5 166H6V165H4V167H5ZM7 166H9V165H7ZM12 166H13V165H12ZM15 166H16V164H15L13 167H15ZM17 166L15 167L16 169H13L14 172H15V170H17ZM31 166H30V167H31ZM46 166H47V165H46ZM49 166H52V165H49ZM54 166L59 168V167H60V162H59V164H57V166H56L55 164H54ZM147 166H148V165H147ZM156 166H157V167H156ZM159 166H160V163H159V162L156 163V165H154V167H156L155 173H157V174H158L159 169H160ZM161 166H162V165H161ZM172 166H173V165H172ZM183 166H184V164L181 166V169H182V168L184 169ZM187 166H186V167H187ZM243 166H244V165H243ZM253 166H254V165H252V167H253ZM9 167H10V166H9ZM13 167H12V168H13ZM18 167H19V166H18ZM20 167H21V166H20ZM22 167H23V166H22ZM22 167H21V168H22ZM24 167H26V166H24ZM24 167H23V169H26V168H24ZM27 167H28V166H27ZM30 167H29V168H30ZM47 167H48V166H47ZM55 167L53 168V170H55ZM63 167H65V165H64ZM63 167H60L61 170H62ZM91 167H92V166H91ZM102 167H103V166H102ZM108 167H109V166H108ZM108 167H107V168H108ZM119 167H120V166H119ZM127 167H128V166H127ZM127 167H126V168H127ZM129 167H130V166H129ZM141 167H142V166H140L139 168H141ZM162 167H163V166H162ZM170 167H171V166H169V169H171ZM194 167H195V165L193 166V168H194ZM199 167H200V165H199ZM252 167H250V168H252ZM257 167H258V166H257ZM5 168H6V167H5ZM5 168H4L3 170H5ZM50 168H52V167H50ZM50 168L48 167V170H49ZM89 168H90V167H89ZM107 168H106V169H107ZM113 168H114V167H113ZM117 168H118V167H117ZM117 168H116V169H117ZM146 168H147V167H146ZM167 168H168V166L166 167V169H167ZM201 168H202V166H201ZM207 168H208V167H206V169H207ZM230 168H231V167H230ZM240 168H241V167H240ZM6 169H7V168H6ZM19 169H20V168H19ZM19 169H18V170H19ZM34 169H36L35 166H34V168H32V170H34ZM44 169H45V168H44ZM142 169H144V168L142 167ZM154 169H155V168H154ZM161 169H162V168H161ZM187 169H188V168H187ZM187 169H186V171H187ZM0 170H1V169H0ZM3 170H2V172H3ZM13 170H12V171H13ZM27 170H28V169H27ZM56 170H57V168H56ZM58 170H59V169H58ZM61 170H60V171H61ZM85 170H87V169H85ZM111 170H113V169H111ZM117 170H118V169H117ZM117 170H116V171H117ZM120 170H121V169H120ZM124 170H125V169H124ZM137 170H138V168H137ZM171 170H172V169H171ZM257 170H258V169H257ZM7 171H8V169H7ZM20 171H21V169H20ZM30 171H31V168H30ZM34 171H35V170H34ZM44 171H46V170H44ZM50 171H51V170H50ZM60 171H59V172H60ZM113 171H114V170H113ZM125 171H126V170H125ZM141 171H142V170H141ZM163 171H164V170H163ZM163 171H162V172H163ZM168 171H169V170H168ZM168 171H167V172H168ZM191 171H192V170H191ZM195 171H196V170H195ZM197 171H198V170H197ZM203 171H204V170H203ZM205 171H206V170H205ZM2 172H0V175L2 174ZM10 172H11V171H10ZM21 172H22V171H21ZM46 172H47V171H46ZM56 172H57V171H56ZM56 172L53 171V173H56ZM62 172H63V170H62ZM87 172H88V171H86V172H84V173H87ZM117 172H118V171H117ZM143 172H144V171H143ZM145 172H146V170H145ZM145 172H144V173H145ZM153 172H154V171H153ZM182 172H183V171H182ZM182 172H180V174H181ZM201 172H202V171H201ZM242 172L244 173V171H242ZM15 173H17V172H15ZM15 173H13V174H15ZM23 173H24V172H23ZM23 173H22V174H23ZM26 173H28V172L26 171ZM26 173H25V174H26ZM31 173H32V171H31ZM53 173H52V175H53ZM148 173H149V172H148ZM173 173H174V175H177V174H175V172H173ZM176 173H177V172H176ZM29 174H30V172H29ZM39 174H40V173H38L36 176L38 177ZM116 174L118 175V174H120V173H116ZM142 174H143V173H142ZM149 174H150V173H149ZM149 174H148V175H149ZM152 174H153V173H152ZM168 174H170V172H169ZM196 174H197V173H196ZM237 174H238V173H236L235 175H237ZM239 174H240V173H239ZM261 174H262V173H261ZM3 175H4V173H3ZM11 175H12V173H11ZM31 175L33 176V173H32ZM31 175H30V176H31ZM40 175H41V174H40ZM45 175L47 176V179H46V178L40 179V180H41V183H40V184H37V183L35 184V183H34L35 185L33 184V181H32L33 179L31 180L32 177H31V178H28V177H24V175H23V177H22V176L17 177V178H18L17 180H18V182H19V183H18V186L16 185V186H17V189L19 188V190H17V193H18V191H19L21 197H26L27 200L30 199L29 197L32 198V197H34V196H37V197L41 200V202H44V204L47 203V206L49 205V207H50V208H53L54 210H63V209H66V210H67V209H72V210H73V206H75V204L77 205V202H78V201H79V203L82 201V200H80V197H79V200H78V198L75 200V199H73V198L70 197V196H72V195H70V194L64 192L65 187H64V185L62 184V179H61V181H60V180H59V179H60L59 177H58L59 179L56 178V176H55V177H52V176L49 177V176H48L49 174H47V173H46ZM50 175H51V173H50ZM59 175H61V174H59ZM112 175H113V174H112ZM117 175H116V176H117ZM153 175H155V174H153ZM160 175H161V174H160ZM163 175H164V173H163ZM171 175H172V174H171ZM178 175H179V174H178ZM194 175H195V174H194ZM216 175H217V174H216ZM221 175H222V174H221ZM228 175H229V177L232 178V176H230V175H231L230 173H228ZM6 176H8V175H6ZM6 176H5V177H6ZM17 176H18V175H17ZM34 176H35V175H34ZM53 176H54V175H53ZM57 176H58V175H57ZM84 176H85V175H84ZM114 176H115V174H114ZM116 176H115V177H116ZM145 176H146V175H145ZM150 176H151V174H150ZM158 176H159V175H158ZM166 176H167V175H166ZM172 176H173V175H172ZM180 176L183 177L182 174H181ZM184 176H186V173H185ZM188 176H189V175H188ZM188 176H186V177H188ZM191 176H192V175H191ZM1 177H2V176H0V178H1ZM5 177H4V178H5ZM13 177H14V176H13ZM13 177H11V179H12ZM37 177H35V178L37 179ZM60 177H61V176H60ZM63 177H64V176H63ZM107 177H108V176H107ZM107 177H106V179H107ZM115 177H113V178H115ZM128 177H129L130 179H129ZM160 177H161V176H160ZM160 177H159V178H160ZM164 177H165V176H164ZM170 177H171V176H170ZM174 177H175V176H173V178H174ZM177 177H178V176H177ZM229 177L226 176V178H229ZM40 178H41V177H40ZM79 178H80V175H79ZM98 178H99V177H98ZM150 178H151V177H150ZM152 178H153V177H152ZM161 178H162V177H161ZM175 178H176V177H175ZM188 178H189V177H188ZM196 178H199V176H197ZM200 178H201V177H200ZM219 178H221L220 175H219ZM219 178H217V179L219 180ZM242 178H243V175H242ZM5 179H6V178H5ZM5 179H3V177H2L1 180H5ZM11 179H10V180H11ZM13 179H14V178H13ZM13 179H12V180H13ZM145 179H148V177L145 178ZM154 179H155V176H154ZM167 179H168V178H166L165 180H167ZM180 179H181V178H180ZM185 179H187V178H185ZM185 179H184V180H185ZM236 179H239V178H236ZM7 180H8V178H7ZM10 180H8V181H10ZM12 180H11V181H12ZM96 180H97V179H96ZM152 180H153V179H152ZM155 180H156V179H155ZM155 180H153V181H155ZM169 180H170V178L167 180L168 183L165 182L167 187H168L167 184H169V182H170ZM182 180H183V179H182ZM192 180H193V181H191V179H190V181H191L190 183H192V182H194V181H197V180H195V179H192ZM223 180H224V182H225L226 179L223 178ZM8 181H3V182H6V184H8V183H9ZM15 181H16V179H15ZM80 181H81V180H80ZM80 181H79V182H80ZM97 181H98V180H97ZM186 181H187V180H185V182H186ZM204 181H205V180H204ZM214 181H215V180H214ZM228 181H229V180H228ZM228 181H226V182L228 183ZM236 181H237L238 184H240L242 180L240 179V183H239V180H236ZM236 181H235V182H236ZM7 182H8V183H7ZM13 182H14V181H13ZM13 182H12V185H13ZM46 182H47L48 184L50 183V185H51L53 188H54V187H57L58 190H55V188H54L53 190L47 188V187L44 185V183H46ZM65 182H66V181H65ZM84 182H85V181H84ZM84 182H83V183H84ZM89 182H88V184H89ZM94 182H95V179H94ZM94 182H92V183H94ZM146 182H147V181H146ZM146 182H145V183H146ZM151 182H152V181H150V183H151ZM160 182H161V181H160ZM162 182H164V180H162ZM172 182H173V181H172ZM181 182H182V181H180V183H181ZM185 182H184V183H185ZM187 182H188V181H187ZM197 182H198V181H197ZM219 182L221 183V181H219ZM63 183H64V181H63ZM66 183H67V182H66ZM148 183H149V182H148ZM180 183H179V184H180ZM184 183H182V184L184 185ZM243 183H244V182H243ZM243 183H241L242 186H244ZM245 183H246V182H245ZM253 183H254V182H253ZM4 184H5V183H4ZM71 184H72V183H71ZM71 184H69V186H70ZM146 184H147V183H146ZM154 184H155V182H154ZM154 184H153V185H154ZM179 184H178V186H179ZM216 184H218V182H217ZM0 185H1V182H0ZM14 185H15V184H14ZM89 185H90V184H89ZM89 185H88V186H89ZM150 185L152 186V184H149L148 186H150ZM157 185H159V182H158ZM157 185H154V187L157 186ZM190 185H191V184H190ZM195 185H196L195 187H197V184H195ZM207 185H208V183H207ZM220 185H221V184H220ZM222 185H223V184H222ZM234 185H235V184H234ZM247 185H248V184H247ZM3 186H4V185H3ZM51 186H50V187H51ZM67 186H68V184H67ZM83 186H84V185H83ZM86 186H87V185H86ZM88 186H87V187H88ZM164 186H165V185H164ZM164 186H163V187H164ZM170 186H171V185H170ZM175 186H176V185H175ZM180 186H182V185H180ZM180 186H179V187H180ZM187 186H189V184H187ZM187 186H186V187H187ZM235 186H236V185H235ZM248 186H250V184H249ZM248 186H247V187H248ZM255 186H256V185H255ZM1 187H2V185L0 186V189H1ZM4 187H8V185H7V186H4ZM10 187H11V182H10ZM10 187H9V188H10ZM14 187H15V186H14ZM154 187H153V188H154ZM158 187H161V186H158ZM158 187H156V188H158ZM183 187H185V185H184ZM186 187H185V188H186ZM198 187L200 188V186H198ZM215 187H217V186H215ZM9 188H8V189H9ZM80 188H81V186H80ZM151 188H152V187H151ZM161 188H162V187H161ZM191 188H192V185H191ZM191 188H190V190H193V189H191ZM193 188H194V187H193ZM244 188H245V187H244ZM6 189H7V188H6ZM6 189H4V190H6ZM8 189H7V190H8ZM12 189H13V186H12ZM35 189H36V191H35ZM37 189H39L41 193L38 192ZM66 189H67V188H66ZM77 189H78V188H77ZM149 189H150V188H149ZM158 189H160V188H158ZM172 189H174V188H172ZM182 189H183V188H182ZM187 189H188V187H187ZM187 189H186V190H187ZM197 189H198V188H197ZM220 189H221V188H220ZM228 189H229V188H228ZM230 189H231V188H230ZM230 189H229V191H230ZM232 189H233V188H232ZM256 189H258V187H256ZM13 190H14V189H13ZM82 190H83V189H82ZM82 190H81V191H82ZM155 190H157V189H155ZM163 190H164V188L162 189V191H163ZM169 190H170V189H169ZM186 190H185V191H186ZM214 190H215V189H214ZM234 190H236V188H234ZM246 190H247V189H246ZM250 190H251V189H250ZM262 190H263V189H262ZM0 191H1V190H0ZM165 191H167V190H165ZM165 191H163V192H165ZM215 191H216V190H215ZM215 191H214V192H215ZM244 191H245V190H244ZM9 192H10V191H9ZM15 192H16V190H15ZM15 192H13V193H15ZM72 192H73V191H72ZM72 192H71V194H74V193H72ZM78 192H79V191H78ZM151 192H152V191H151ZM151 192H150V193H151ZM153 192H154V191H153ZM180 192H181V191H180ZM183 192H184V191H183ZM183 192H182V193H183ZM196 192H199V191H196ZM200 192H201V191H200ZM202 192H203V191H202ZM216 192H217V191H216ZM230 192H231V191H230ZM233 192H235V191H233ZM239 192H240V191H239ZM250 192H251V191H250ZM3 193H4V192H3ZM10 193H12V192H10ZM19 193H18V194H19ZM39 193H40V194H39ZM79 193H80V192H79ZM79 193H78V194H79ZM86 193H87V192H86ZM159 193H160V191H159ZM168 193H169V192H168ZM182 193H181V194H182ZM189 193H190V192H189ZM228 193H229V192H228ZM236 193H237V192H236ZM242 193H243V191H242ZM244 193H246V192H244ZM253 193H254V192H253ZM0 194H2V192H1ZM6 194L8 195L9 193L7 192ZM6 194H4V195L6 196ZM81 194H83V192H81ZM88 194H89V193H88ZM153 194H155V193H153ZM172 194H173V193H172V191H171V193H170L171 197H172ZM213 194H214V193H213ZM216 194H217V193H216ZM237 194H238V193H237ZM237 194H233V195L237 196ZM240 194H241V193H240ZM247 194H248V193H247ZM4 195H1V198H2V196H4ZM9 195H10V194H9ZM13 195H15V194H12V196H13ZM75 195H76V193H75ZM166 195H168V194H166ZM176 195H177V194H176ZM189 195H190V194H189ZM193 195H195V194H193ZM193 195H192V196H193ZM243 195H244V194H243ZM80 196H81V195H80ZM83 196H84V194H83ZM156 196H157V195H156ZM164 196H165V195H163V197H164ZM181 196L183 197V195H181ZM192 196H191V197H192ZM216 196H217V195H216ZM235 196H234V197H235ZM245 196H246V195H245ZM19 197H20V196H19ZM21 197H20V198H21ZM74 197H75V196H74ZM166 197H167V196H166ZM173 197H175V196H173ZM184 197L186 198L187 196L184 195ZM206 197H207V196H206ZM214 197H215V196H214ZM242 197H243V196H242ZM242 197H241V198H242ZM249 197H250V196H249ZM7 198H8V197H7ZM10 198L15 199V197H11V196H10ZM10 198H9V199H10ZM28 198H29V199H28ZM75 198H76V197H75ZM87 198H88V197H87ZM168 198H169V196H168ZM202 198H203V197H202ZM212 198H213V196H212ZM219 198H220V196H219ZM223 198H224V197H223ZM223 198H222V196H221L220 199H223ZM227 198H228V197H227ZM246 198H247V197H246ZM246 198H243V199L246 200ZM3 199H5V198H3ZM3 199H2V200H3ZM24 199H25V198H24ZM35 199H36V198H35ZM171 199H172V198H171ZM192 199H193V197H192ZM210 199H211V198H210ZM216 199H218V198H216ZM243 199H242V201H243ZM5 200H6V199H5ZM16 200H17V199H16ZM27 200H26V201H27ZM86 200H87V199H86ZM102 200H103V201H102ZM147 200H149V201H147ZM167 200H168V199H167ZM172 200H173V199H172ZM172 200H171V201H172ZM204 200H205V199H204ZM236 200H237V203H239L238 200L241 201L240 198H239V199H238V198H237V199H234V201H236ZM252 200H253V199H252ZM252 200H251V201H252ZM6 201H7V200H6ZM8 201L12 202V200H8ZM14 201H15V200H14ZM32 201H35V200H32ZM36 201H37V200H36ZM164 201H165V200H164ZM184 201H185V199H184ZM192 201H193V200H192ZM212 201H213V200H212ZM214 201H215V200H214ZM214 201H213L212 203H214ZM217 201H218V200H217ZM221 201H222V203L224 202L223 200H221ZM242 201H241V202H242ZM249 201H250V200H249ZM263 201H264V197H263ZM0 202H2V203H1L2 205H0V207L3 208V206L5 205V204H3V203H4L5 201H0ZM10 202H9V204H10ZM15 202H16V201H15ZM27 202H28V204H30L31 200H29V201H27ZM27 202H26V203H27ZM38 202H39V201H38ZM146 202H147V203H146ZM178 202H179V201H178ZM178 202H177V201H172L171 204H172L173 206H174V205H180V206H182V205H181L180 203H178ZM180 202H182V201H180ZM189 202H190V201H189ZM189 202H188V205H189ZM194 202L196 203L195 199H194ZM194 202H192V203L190 202V204L192 205ZM219 202H220V201H219ZM252 202H253V201H252ZM16 203H17V202H16ZM82 203H85V201L82 202ZM164 203H166V202H164ZM197 203H198V201H197ZM202 203H203V202H202ZM202 203H200V204L203 206ZM222 203H221V204H222ZM232 203H233V202H232ZM237 203H236V204H237ZM243 203H244V205H245L246 202L243 201ZM243 203H242V204H243ZM253 203H254V202H253ZM257 203H258V202H257ZM7 204H8V203H7ZM7 204H6V205H7ZM9 204H8V205H9ZM12 204H14V203H12ZM35 204H36V203H33V205H35ZM44 204H43L42 206H44ZM91 204H92V203H91ZM160 204H163V203H160ZM167 204H168V205L170 204L169 201H168ZM171 204H170V205H171ZM182 204H183V203H182ZM184 204H186V203H184ZM207 204H208V203H207ZM219 204H220V203H219ZM78 205H79V204H78ZM78 205H77V206H78ZM145 205H147V206H146V209H144V208H145V207H144ZM168 205H164V209H165V206H168ZM188 205H187V206H188ZM193 205L195 206L196 204H193ZM201 205H200V206H201ZM215 205H216V204H215ZM11 206H12V205H11ZM13 206H14V205H13ZM89 206H90V204H89ZM151 206H150V208H151ZM154 206H155V207H154ZM158 206H159V207H158ZM187 206L184 205L185 209H186ZM198 206H199V205H198ZM202 206H201V207H202ZM206 206H207V205H206ZM210 206H211V205H210ZM213 206H214V205H213ZM216 206H217V205H216ZM220 206H221V205H220ZM235 206H237V205H235ZM235 206H234V207H235ZM240 206H241V205H240ZM240 206H239V207H240ZM242 206H243V205H242ZM260 206H261V205H260ZM30 207H31V210H32V211H33V208H37V209L40 208V207H38V203H37V207H36V205H35V206H32V204H31ZM75 207H76V206H75ZM81 207H82V206H81ZM81 207H80V208H81ZM87 207H88L87 204L83 205V208H84V209H86ZM161 207H163V206H161ZM182 207H183V206H182ZM221 207H222V206H221ZM229 207H230V206H229ZM239 207H238V208H239ZM2 208H1V209H2ZM99 208H101V209L104 208L105 210L103 209L102 211H100ZM137 208H139V209H137ZM192 208H194V207H192ZM208 208H210V207H208ZM222 208H223V207H222ZM230 208H231V207H230ZM244 208H245V207H244ZM257 208H258V207H257ZM37 209H35V211L32 212L31 214H34V213L36 214V213H37V212H36ZM53 209H52V210H53ZM76 209H77V208H76ZM87 209H88V208H87ZM87 209H86V210H87ZM129 209H132V210H133V212H131V214H130V212H129V211H130ZM164 209H163V210H164ZM166 209L168 210V208H166ZM177 209H178V208H177ZM177 209H176V210H177ZM183 209H184V208H183ZM183 209H181V211H182ZM189 209H190V208H189ZM189 209H188V211H189ZM198 209H199V208H198ZM205 209H206V208H205ZM205 209H204V210H205ZM263 209H264V208H263ZM3 210H5V209H4V208L2 209V213H0V216H1L2 214H4V213H3ZM8 210H9V209H8ZM46 210H47V209H46ZM54 210H53V211H54ZM66 210H65V212H66ZM72 210H71V211H72ZM82 210H83V209H82ZM128 210H129V211H128ZM148 210H149V209H148ZM163 210H161V211H163ZM167 210H166V211H167ZM169 210H170V208H169ZM176 210H175L174 212L179 213V211L177 212ZM193 210H194V209H193ZM195 210H196V208H195ZM206 210H208V209H206ZM211 210H212V209H211ZM211 210H210V211H211ZM215 210H216V208H215ZM217 210H218V208H217ZM219 210H220V208H219ZM219 210L217 211L218 213H219V212H220V214L223 213V212H221V210H220V211H219ZM241 210H242V208H241ZM243 210H245V209H243ZM39 211H40V210H39ZM49 211H50V210H49ZM73 211L75 212V208H74ZM73 211H72V213H73ZM78 211H79V210H78ZM78 211H77V212H78ZM151 211H152V209H151ZM161 211H160V212H161ZM166 211H165V212H166ZM183 211H184V210H183ZM191 211H192V209H191ZM191 211L188 213V216H189V214H191ZM231 211H233V210H231ZM237 211H238V210H237ZM257 211H260V209H258ZM10 212H12V211H10ZM27 212H30V211L27 210ZM69 212H70V211H69ZM145 212H146V211H145ZM147 212H148V211H147ZM158 212H159V211H158ZM160 212H159V213H160ZM170 212H171V210L169 211V213H170ZM172 212H173V211H172ZM172 212H171V214H172ZM201 212H202V211H201ZM201 212H200V213H201ZM203 212H204V211H203ZM205 212H209V211H205ZM205 212H204V215H205ZM214 212H215V211H214ZM235 212H236V210H235ZM238 212H239V211H238ZM238 212H236V215H235L236 217H237ZM261 212H263V211H261ZM23 213H26V212H23ZM46 213L49 214L50 212L47 211ZM46 213H45V215H43V216H45V218L47 219V217H46ZM54 213H55V212H54ZM54 213H53V215H54ZM75 213H76V212H75ZM78 213H82V211H81V212L79 211ZM83 213H84V212H83ZM83 213H82V214H83ZM150 213H151V212H150ZM150 213H147V215H149ZM162 213H163V212H162ZM162 213H161V214H162ZM184 213H186V211H185ZM184 213H183V214H184ZM200 213H199V214H200ZM211 213H212V212H211ZM218 213H217V214H218ZM240 213H241V212H240ZM256 213H257V212H256ZM6 214H7V213H6ZM6 214H5V216L10 215V214L6 215ZM16 214H17V213H16ZM31 214H30L29 218H30V217H33V216H31ZM58 214H61V213H57L55 216L57 217ZM65 214H67V212H66ZM68 214H69V213H68ZM68 214H67V215H68ZM85 214H87V213L85 212ZM152 214H154V212H153ZM161 214H160V215H161ZM171 214H170V215H171ZM183 214H182V217H183ZM186 214H187V213H186ZM208 214H209V213H208ZM213 214H214V213H213ZM223 214H224V213H223ZM246 214H247V213H246ZM248 214H249V213H248ZM248 214H247V215H248ZM18 215H19V214H18ZM20 215H22V214H20ZM20 215H19V218H20ZM40 215H41V212H40ZM50 215H52V214L50 213ZM61 215H62V214H61ZM157 215H158V214H157ZM163 215H164V214H162V216H163ZM165 215H168V214L165 213ZM165 215H164V216H165ZM172 215H173V214H172ZM172 215H171V216H172ZM180 215H181V213H180ZM201 215H202V214H201ZM209 215H210V214H209ZM209 215H208V216H209ZM214 215L216 216V214H214ZM218 215H219V214H218ZM2 216H3V215H2ZM12 216H13V215H12ZM62 216H64V215H62ZM65 216H66V215H65ZM72 216H74V217H71V214L68 215V220H67L68 222H67V224L65 223L66 221H65V222L63 221L61 227H60V225H59V227L56 226L57 231H61V229H66V228L68 227L69 224H72V225H73V224H77V223H78V224H79V223L82 224V222H83L84 219H83L82 221H80V219H76V220H75V217H76V216H75L74 214H73ZM85 216H86V215H85ZM149 216H150V215H149ZM153 216H154V215H153ZM153 216H152V217H153ZM168 216H169V215H168ZM168 216H167L166 218H168ZM171 216H170V217H171ZM177 216H178L179 219H180L179 214H178ZM177 216H176V214H175L174 217H176V218H174V217H173V218L177 220V218H178ZM188 216L186 217V219L188 218ZM205 216H206V215H205ZM208 216H207V217H208ZM227 216H229V215H227ZM238 216H239V214H238ZM253 216H254V215H253ZM16 217H17V216H16ZM36 217H38V216H36ZM58 217H59V216H58ZM60 217H61V216H60ZM60 217H59V219H60ZM70 217H71V218H70ZM79 217H80V216H79ZM147 217H148V216H147ZM155 217H156V216H155ZM157 217H158V216H157ZM160 217H161V216H160ZM170 217L168 218L169 220H170ZM190 217H192V216L190 215ZM193 217H194V215H193ZM210 217H213V216L210 215ZM216 217H217V216H216ZM221 217H222V215H220L219 218L221 219ZM225 217H226V216H225ZM245 217H246V216H245ZM245 217H244V218H245ZM251 217H252V216H251ZM256 217H257V215H256ZM0 218H1V217H0ZM11 218H12V217H11ZM11 218H9V220H10ZM23 218H24V217H23ZM29 218H28L27 220L30 221ZM45 218H44V219H45ZM76 218H77V217H76ZM148 218H149V217H148ZM148 218H147V219H148ZM162 218L165 219V217H162ZM171 218H172V217H171ZM183 218H184V217H183ZM195 218H196V217H195ZM226 218L228 219V217H226ZM237 218H238V217H237ZM254 218H255V217H254ZM254 218H253V220H254ZM12 219H13V218H12ZM12 219H11L10 221H8V222H11ZM66 219H67V218H66ZM147 219H146V222L150 221V220L147 221ZM158 219H159V218H158ZM179 219H178V220H179ZM217 219H218V218H217ZM220 219H219V220H220ZM222 219H223V217H222ZM235 219H236V218H235ZM17 220H19V219H17ZM17 220H16V221H17ZM23 220H24V219H23ZM35 220H36V219H35ZM39 220H40V219H39ZM39 220H38V222H39ZM41 220H42V218H41ZM47 220H48V219H47ZM56 220H57V219H56ZM61 220H62V219H60V221H61ZM151 220H152V219H151ZM153 220L156 221V222L158 223V221L155 220L154 217H153ZM160 220H161V219H160ZM169 220H168V222H169ZM181 220H182V218H181ZM191 220H192V219H191ZM207 220H209V218H208ZM228 220H229V219H228ZM230 220H231V219H230ZM233 220H234V219H233ZM239 220H240V219H239ZM0 221H1V219H0ZM13 221H14V220H13ZM57 221H58V220H57ZM94 221H95V223H93L94 225H93V226H89L90 223H92V222H94ZM126 221H129V223L126 222ZM154 221H152V222H154ZM161 221H163V220H161ZM164 221H165V220H164ZM173 221H174V220H173ZM173 221H170V222H172L173 225L176 224V222L174 221V222H175V223H174ZM201 221H202V220H201ZM213 221L215 222L214 218H213ZM216 221H217V220H216ZM222 221H223V220H222ZM250 221H252V220H250ZM259 221H261V220H259ZM263 221H264V219H263ZM263 221H262V222H263ZM8 222H7V223H8ZM22 222H23V221H21V224H22ZM30 222H31V221H30ZM43 222H44V221H43ZM48 222L50 223V221H48ZM125 222H126V223H125ZM177 222H178V221H177ZM181 222H182V221H181ZM184 222H185V221H184ZM206 222H208V221H205L204 224H205ZM228 222H229V221H228ZM237 222H238V221H236V223H237ZM239 222H240V221H239ZM244 222H245V221H244ZM244 222H243V223H244ZM256 222H257V221H256ZM256 222H254V223H256ZM1 223H2V221H1ZM5 223H6V221H5ZM15 223H16V222H15ZM49 223H48V225H49ZM127 223H128V224H127ZM182 223H183V222H182ZM186 223H187V222H186ZM189 223H190V222H189ZM209 223H210V222H209ZM218 223H221V221L218 222ZM229 223H231L230 226H232V225L234 224L233 221H231V222H229ZM229 223L227 224V226L229 225ZM232 223H233V224H232ZM259 223H260V222H258V224H259ZM12 224H13V223H12ZM17 224H18V223H17ZM17 224H15V225H17ZM21 224H19V225H21ZM27 224H28V223H27ZM33 224H34V223H33ZM46 224H47V222H46ZM46 224H45V225H46ZM130 224H132V225H130ZM143 224H144V223H143ZM146 224H148V223H146ZM149 224H150V223H149ZM152 224H153V223H152ZM165 224H166V223H165ZM179 224H180V223H179ZM210 224L213 225V222L210 223ZM214 224H215V223H214ZM256 224H257V223H256ZM258 224H257V225H258ZM261 224H262V223H260V225H261ZM6 225H7V224H6ZM15 225H14V227L16 228ZM36 225H37V224H36ZM40 225H41V224H39V226H40ZM45 225H42V226L45 227ZM48 225H47V227H48ZM56 225H57V224H56ZM159 225H161V224L159 223L157 226H159ZM171 225H172V224H171ZM195 225H196V224H195ZM200 225H201V224H200ZM205 225H206V224H205ZM205 225L203 226V224H202V227H203V228H206V227L208 226V225H206V227H205ZM240 225H243V224H240ZM245 225H246V224H245ZM245 225H244V227H245ZM248 225H251V222H249V224H247V226H248ZM254 225H255V224H254ZM262 225H264V224H262ZM1 226H3V223H2ZM1 226H0V227H1ZM22 226H23V224H22ZM30 226H33V225L30 224ZM39 226H38V227H39ZM52 226H53V225H52ZM54 226H55V225H54ZM76 226H77V225H76ZM78 226H80V225H78ZM145 226L147 227V225H145ZM150 226H151V225H150ZM155 226H156V225H155ZM164 226H165V225H164ZM179 226H180V225H179ZM223 226H224V225H223ZM234 226H235V224H234ZM251 226H252V225H251ZM44 227H43V228H44ZM50 227H51V224H50ZM143 227H144V226H143ZM152 227H154V224H153ZM182 227H183V226H182ZM185 227H186V226H185ZM188 227H189V226H188ZM188 227L186 228V231H187ZM217 227H218V226H217ZM217 227H216V228H217ZM221 227H222V226H221ZM257 227H258V226H257ZM2 228H3V227H2ZM7 228H8V226L6 227V229L4 228V229L6 230V232H7ZM19 228H20V227H19ZM25 228H26V226H25ZM41 228H42V227H41ZM52 228H53V227H51L50 229H52ZM56 228H55V229H56ZM74 228H75L74 230H76V227H74ZM137 228H138V227H137ZM141 228H142V227H141ZM148 228H149V227H148ZM155 228H156V227H155ZM157 228H158V227H157ZM173 228L175 229V226H174ZM183 228H184V227H183ZM203 228H202V229H203ZM216 228H215V229H216ZM219 228H220V227H219ZM226 228H227V227H226ZM232 228H233V227H232ZM239 228H240V227H239ZM239 228H238V229H239ZM262 228H263V227H262ZM0 229H1V228H0ZM12 229H13V228H12ZM17 229H18V228H17ZM22 229H24V228H22ZM30 229H31V228H30ZM53 229H54V228H53ZM144 229H145V227H144ZM150 229H152V228L150 227ZM150 229H148V230H150ZM166 229H167V228H166ZM181 229H182V228H181ZM190 229H192V228H190ZM190 229H189V230H190ZM200 229H201V228H200ZM200 229H199V230H200ZM223 229H224V228H223ZM255 229H257V228H254V230H255ZM1 230H2V229H1ZM19 230H20V229H19ZM34 230H35V229H34ZM34 230H33V232H35ZM44 230H46V227H45ZM71 230H72V229H71ZM77 230H79L78 227H77ZM138 230L141 231L140 228H139ZM142 230H143V229H142ZM156 230H158L157 233H159V229H155V232H156ZM161 230H164V229H161ZM170 230H171V229H170ZM170 230H169V231H170ZM183 230H185V229H183ZM192 230H193V229H192ZM228 230H229V229H228ZM228 230H227V231H228ZM251 230H252V229H251ZM254 230H253V231H254ZM260 230H262V229H260ZM260 230H259V232H260ZM3 231H4V230H3ZM3 231H2V232H3ZM36 231H37V230H36ZM39 231H40V230H39ZM51 231H52V230H51ZM51 231L49 230V235H50V232H51ZM54 231H55V230H54ZM57 231H56V232H57ZM72 231H73V230H72ZM143 231H144V230H143ZM194 231H195V230H194ZM211 231H212V230H211ZM223 231H224V230H223ZM223 231H222V232H223ZM225 231H226V230H225ZM227 231H226V232H227ZM234 231H235V229H234ZM237 231H240V230H237ZM256 231H257V230H256ZM262 231H263V230H262ZM2 232H0L1 236H2ZM6 232H4V236H6V235H5ZM12 232H13V231H12ZM15 232H16V231H14L13 233H15ZM18 232H20V231H18ZM18 232H17V233H18ZM21 232H22V231H21ZM21 232H20V233H21ZM63 232H64V231H63ZM65 232L68 233L69 230H67V231H65ZM65 232H64V233H65ZM74 232H75V231H74ZM74 232H73V234H74ZM150 232H151V231H150ZM170 232H172V231H170ZM173 232H174V231H173ZM177 232H178V231H177ZM195 232H196V231H195ZM195 232H194V235H193V232L190 231V233L188 232V233H189L188 235L192 234V235L195 237ZM229 232L231 233V230H230ZM244 232H246V228H245V231H244ZM244 232H243V233H244ZM248 232H249V231H248ZM254 232H255V231H254ZM254 232H252V233L254 234ZM7 233H8V232H7ZM13 233H12V234H13ZM20 233H18V234H20ZM25 233H26V232H25ZM67 233H66V235H65V234L63 235V236L65 237V242H66V236H67ZM141 233H142V232H141ZM148 233H149V232H148ZM153 233H154V232H153ZM157 233H156V234L154 233L155 235H154V236L152 235V236H153V237H156ZM163 233H164V231H163ZM163 233L160 232V234H161V238H162V236H164V235H162ZM182 233H184V232H182ZM200 233H201V232H200ZM224 233H225V232H224ZM232 233H233V232H232ZM232 233H231V234H232ZM235 233H236V231H235ZM250 233H251V231L249 232V234H250ZM255 233H256V232H255ZM261 233H263V232H261ZM8 234L11 235V233H8ZM8 234H7V235H8ZM42 234H44V233H42ZM45 234H46V233H45ZM47 234H48V233H47ZM61 234H62V233H61ZM61 234H60V235H61ZM68 234H69V233H68ZM81 234H82V233H81ZM142 234H143V233H142ZM164 234H165V233H164ZM166 234H167V235H165V236H166V238H168V237H167V236H168V233H166ZM222 234H223V233H222ZM237 234H238V232H237ZM256 234H257V233H256ZM263 234H264V233H263ZM10 235H9V236H6V237H7V238L9 237L10 239H12L13 236H11V237H12V238H11ZM40 235H41V234H40ZM40 235H39V236H40ZM57 235H58V237L60 236V235L57 234V233H56V234L54 233L53 236L55 237V236H57ZM70 235H71V234H70ZM158 235H159V234H158ZM158 235H157V237H160V236H158ZM183 235H184V234H183ZM186 235H187V234H186ZM197 235H199V233H197ZM197 235H196V236H197ZM211 235H212V234H211ZM227 235H228V233H227ZM229 235H230V234H229ZM229 235H228V236H229ZM239 235H240V234H239ZM239 235H238V236H239ZM246 235L248 236V234H246ZM257 235H258V234H257ZM4 236H2V238H4ZM17 236H18V235L16 234L15 237H17ZM20 236H21V235H20ZM22 236H23V235H22ZM24 236H25V234H24ZM27 236H28V235H27ZM29 236H30V235H29ZM31 236H32V235H31ZM37 236H38V234H37ZM45 236H46V235H45ZM53 236H52V237H53ZM74 236H75V235H74ZM174 236H175V235H174ZM178 236H179V235H178ZM208 236H209V235H208ZM228 236H227V237H228ZM230 236H231V235H230ZM243 236H244V235H240V237H243ZM15 237H14V238H15ZM61 237H62V235H61ZM64 237H62V238H64ZM67 237H68V236H67ZM77 237H78V235H77ZM171 237H173V236H171ZM171 237H170L169 239H171ZM202 237H204V236L202 235ZM225 237H226V236H225ZM236 237H237V236H236ZM236 237H235V238H236ZM244 237H245V236H244ZM2 238H1V239H2ZM14 238H13V239H14ZM47 238H48V237H47ZM56 238H57V237H56ZM59 238H60V237H59ZM62 238H60V239H62ZM71 238H72V237H71ZM71 238H70V240H71ZM83 238H84V237H83ZM173 238H174V237H173ZM178 238H179V237H178ZM182 238H183V237H182ZM187 238L189 239L190 237H187ZM200 238H201V237H200ZM238 238H239V237H238ZM10 239H9V240H10ZM13 239H12V240H13ZM15 239H16V238H15ZM19 239H21V237H20ZM26 239H27V238H26ZM26 239H25V240H26ZM30 239H31V238H30ZM38 239L41 240V237L38 238ZM48 239H49V238H48ZM53 239H54V238H53ZM60 239H59V241H60ZM67 239H68V238H67ZM155 239H156V238H155ZM188 239H187V240H188ZM191 239H192V238H191ZM196 239H197V238H196ZM208 239H209V238H208ZM223 239H224V238H223ZM223 239H222V240H223ZM261 239L263 240V236H262ZM4 240H5V238H4ZM4 240H3V239L1 240L2 243H3ZM6 240H7V239H6ZM12 240H11V242H12ZM17 240H18V239H17ZM25 240H24V241H25ZM35 240H36V239H35ZM40 240H38V241H40ZM55 240H56V239H55ZM62 240H63V239H62ZM70 240H69L70 243L73 242V241H70ZM73 240H74V239H73ZM151 240H152L153 242H152ZM157 240H158V238H157ZM162 240H163V239H162ZM182 240H183V239H182ZM193 240H194V238H193ZM202 240H203V239H202ZM206 240H207V239H206ZM229 240H230V239H228V241H229ZM232 240H233V238H232ZM237 240H239V239H237ZM19 241H21V240H19ZM19 241H17V242H19ZM45 241H47V240L45 239ZM82 241H83V240H82ZM88 241H89V240H88ZM88 241H87V242H88ZM155 241H156V240H155ZM159 241H161V240L159 239ZM163 241H164V240H163ZM170 241H171V240H170ZM185 241H186V239H185ZM189 241H190V240H189ZM189 241H186V242L189 243ZM191 241H192V240H191ZM191 241H190V242H191ZM203 241H204V240H203ZM225 241H226V240H225ZM13 242H14V240H13ZM26 242H27V247H28V245H29V244H28V241H26ZM34 242H35V241H33L32 244H36V243H34ZM42 242H44V241H42ZM48 242H50V240H49ZM55 242H56V241H55ZM62 242H63V241H62ZM62 242H60V243L63 245ZM65 242H64V243H65ZM140 242H141V241H140ZM175 242H176V241H175ZM195 242H196V241H195ZM198 242H199V241H197L196 243H198ZM235 242H236V241H235ZM235 242H234V243H235ZM0 243H1V242H0ZM9 243H10V242H9ZM14 243H15V242H14ZM44 243H45V242H44ZM58 243H59V242L57 241V245H58ZM82 243H84V242H82ZM137 243H138V242H137ZM178 243H179V242H178ZM182 243H184V240H183ZM192 243H193V242H192ZM221 243H222V242H221ZM227 243H228V242H227ZM227 243H226V244H227ZM229 243H230V241H229ZM232 243H233V241H232ZM232 243H231V245H232ZM237 243H238V241H237ZM4 244H5V241H4ZM18 244L20 245L21 243H18ZM18 244H17V245H18ZM47 244H48V243H47ZM53 244H54V242H53ZM160 244H161V243H160ZM167 244H168V243H167ZM176 244H177V243H176ZM185 244H186V246H187V243H185ZM194 244H195V243H194ZM194 244L191 245L192 247L189 246L190 244H188V247H187V248H189V247L193 248V245H194ZM200 244H201V243H200ZM202 244H203V243H202ZM235 244H236V243H235ZM239 244H240V243H239ZM239 244H238V245H239ZM241 244H242V243H241ZM241 244H240V245H241ZM262 244H264V242H262ZM0 245H1V244H0ZM12 245H13V244H12ZM12 245L9 244L8 246H12ZM17 245H16V247H17ZM25 245H26V244H25ZM45 245H46V244H45ZM45 245H44V246H45ZM48 245H49V244H48ZM62 245H60V248H58V246H57V248H58V249H63V248H61V247H63ZM67 245H68V243H67ZM67 245H66V246H67ZM70 245H72V244H70ZM81 245H82V244H81ZM179 245L182 246L181 243H179ZM179 245H178L177 247L180 249ZM197 245H199V244H197ZM205 245H206V244H205ZM214 245H215V244H214ZM229 245H230V244H229ZM231 245H230V247H231ZM2 246H4V245L2 244ZM5 246H7V244H5ZM5 246H4V247H5ZM21 246H23V245H21ZM41 246L44 248V246H43L42 244H41ZM55 246H56V245H55ZM64 246H65V245H64ZM66 246H65V247H66ZM77 246H78V245H77ZM77 246H76V247H77ZM174 246H175V245H174ZM183 246H184V245H183ZM186 246H185V247H186ZM195 246H196V245H194V247H195ZM226 246H227V245H226ZM235 246H236V245H235ZM244 246H246V243H245ZM244 246H243V247H244ZM12 247H13V246H12ZM18 247H19V246H18ZM18 247H17V248H18ZM29 247H31V246H29ZM69 247H71V246H69ZM69 247H68V248H69ZM81 247H82V246H81ZM83 247H84V246H83ZM164 247H165V246H164ZM164 247H163V248H164ZM197 247H198V246H196L195 248H197ZM243 247H241V248H243ZM1 248H2V247H0V252L3 250V248H2V250H1ZM19 248H20V247H19ZM45 248L47 249V247H45ZM51 248H52V247H51ZM55 248H56V247H55ZM74 248H75V247H74ZM74 248H72V249H74ZM157 248H158V249H157ZM163 248H162V250H163ZM178 248H177V249H178ZM204 248H206V247H204ZM207 248H208V247H207ZM210 248H211V247H210ZM227 248H228V247H226V249H227ZM248 248H249V247H248ZM12 249H13V248H12ZM12 249H10V250H12ZM15 249H16V248H15ZM24 249H25V248H24ZM28 249L30 250V248H27V250H28ZM46 249H44V250H46ZM53 249H54V248H53ZM100 249H99V250H100ZM165 249H166V247H165ZM169 249H170V248H169ZM193 249H194V248H193ZM200 249H201V247H200ZM211 249H212V248H211ZM211 249H210V250H211ZM222 249H223V248H222ZM234 249H236V247L233 248V252H234ZM16 250H17V249H16ZM16 250H15V251H16ZM20 250H22V249L20 248ZM29 250H28V251H29ZM99 250H98V251H99ZM182 250H183V249H182ZM189 250H190V248H189ZM198 250H199V249H198ZM198 250H197V252H198ZM204 250H205V249H203L202 251H204ZM229 250H230V249H229ZM246 250H247V248L245 249V251H244V250H242V251H243V252H246ZM15 251H14V252H15ZM46 251L48 252V250H46ZM46 251H45V253H46ZM59 251H60V250H59ZM59 251H58V252H59ZM61 251L63 252L64 250H61ZM61 251H60L59 254L62 253ZM66 251H67V248H66ZM69 251H70V249H69ZM108 251H107V252H108ZM163 251H164V250H163ZM171 251H172V250H171ZM174 251H175V250H174ZM174 251H172V252L169 251V252H170V253H174ZM178 251H179V250H178ZM183 251H184V250H183ZM191 251H192V250H191ZM194 251H196V249H195ZM206 251H207V249H206ZM12 252H13V250L11 251V253H12ZM16 252H17V251H16ZM18 252L20 253L19 250H18ZM42 252H43V249H42ZM78 252H79V251H78ZM101 252H102V251H101ZM103 252H104V251H103ZM107 252H106V253H107ZM158 252H159V251H158ZM161 252H162V251H161ZM185 252H186V249H185ZM222 252H225V251H222ZM229 252H230V251H229ZM233 252H232V254H233ZM1 253H2V252H1ZM45 253H43V254H41V253L39 254V253H38V254H37V253L32 252V253H31L32 255L29 253V255H31V256H30L28 259H26V257H25V258L23 257V259H22L23 262H22V263H24L25 260H27V261L30 260V258H31V260H33V259L35 260L37 257L40 258V257L44 256ZM53 253H54V251H53ZM69 253H72V254L74 253V254H75L76 252H69ZM69 253H68V254H69ZM83 253H84V252H83ZM97 253H100V252H97ZM97 253H95V254H91V255H96ZM106 253H105V254H106ZM129 253L132 254V255H131V256L133 257L132 260H125V259H124V257H125L124 255L127 256V255H129ZM166 253H168V252H166ZM176 253H177V252H176ZM176 253H175V254H176ZM188 253H189V252H188ZM213 253H214V251H213ZM234 253H236V252H234ZM239 253H240V252H239ZM249 253H250V252H249ZM249 253H248V255H250ZM20 254H21V253H20ZM57 254H58V253H57ZM66 254H67V253H66ZM80 254H81V253H80ZM86 254H87V252H86ZM105 254H102V253H101V255H102L101 258H103V256H104ZM163 254H164V252H163ZM163 254H162V255H163ZM175 254H174V255H175ZM177 254H178V253H177ZM185 254H187V252H186ZM196 254H197V253H196ZM200 254H201V253H200ZM207 254H208V253H207ZM219 254H220V253H219ZM230 254H231V253H229V255H230ZM237 254H238V252H237ZM245 254H246V253H245ZM245 254H244V255H245ZM12 255H13V254H12ZM17 255H18V254H17ZM52 255H53V254H52ZM62 255H63V254H61L60 256H62ZM91 255H89V259H90V256H91ZM107 255H108V253H107ZM160 255H161V253H160ZM165 255H166V254H165ZM167 255H168V254H167ZM180 255L182 256V255H184V254L181 253ZM188 255H189V254H188ZM188 255H187V256H188ZM193 255H194V254H193ZM193 255H192V256H193ZM216 255H218V254L216 253ZM227 255H228V253H227ZM240 255H242V254H240ZM0 256H2V255H0ZM18 256H19V255H18ZM45 256H46V255H45ZM47 256H48V254H47ZM56 256H58V255L55 254V257H56ZM67 256H68V255H67ZM67 256L64 255V257H66V260H67ZM69 256H70V254H69ZM76 256H77V255H76ZM82 256H83V255H82ZM171 256H173V255H170V257H171ZM184 256H185V255H184ZM192 256H190V257L192 258ZM196 256H198V255H196ZM207 256H208V255H207ZM213 256H214V255H213ZM3 257H4V256H3ZM3 257H2V258H3ZM12 257H13V256H12ZM19 257H20V256H19ZM27 257H28V255H27ZM84 257H85V256H84ZM92 257H93V256H92ZM106 257H107V256H106ZM155 257H156V256H155ZM159 257H160V256H159ZM159 257H158V258H159ZM165 257H166V256H165ZM170 257H169V258H170ZM177 257H179V255H177ZM188 257H189V256H188ZM204 257H205V255H204ZM210 257H211V256H210ZM224 257H225V255H224ZM227 257H228V256H227ZM229 257H230V256H229ZM229 257H228V258H229ZM231 257H232V256H231ZM231 257H230V258H231ZM242 257H244V256L242 255ZM6 258H7V257H6ZM14 258H15V257H14ZM14 258H13V259H14ZM60 258H61V257H60ZM69 258H70V257H68V260H69ZM85 258H87V257H85ZM95 258H96V256H95ZM109 258H110V257H109ZM112 258H113V257H112ZM146 258H144V259H146ZM169 258H168V259H169ZM191 258H190V259H191ZM195 258H196V257H195ZM200 258H201V257H200ZM205 258H206V257H205ZM212 258L214 259V257H212ZM246 258H247V257H246ZM9 259H10V257H9ZM9 259H8V260H9ZM13 259H12V260H13ZM15 259H16V258H15ZM37 259H38V258H37ZM42 259H44V258H42ZM50 259H51V258H50ZM57 259H58V258H57ZM74 259H75V258H71V260H74ZM155 259H156V258H155ZM161 259H162V256H161ZM175 259H177V258H175ZM209 259H210V258H209ZM220 259H222V258H220ZM231 259H232V258H231ZM235 259H236V257H235ZM238 259H239V258H238ZM241 259H242V258H241ZM0 260H2V259L0 258ZM6 260H7V259H6ZM8 260H7V261H8ZM10 260H11V259H10ZM34 260H33V261H34ZM39 260H40V259H39ZM64 260H65V259H64ZM64 260L62 259V261H64ZM86 260H87V259H86ZM93 260H94V258L92 259V261H93ZM101 260H102V259H101ZM104 260H106V259H104ZM115 260H114V261H115ZM142 260H143V259H142ZM157 260H158V259H157ZM172 260H173V259H172ZM184 260H185V258H184ZM224 260H225V259H223L222 261H224ZM227 260H228V259H227ZM246 260H247V259H246ZM248 260H250V259L248 258ZM248 260H247V262H248ZM3 261H4V258H3ZM3 261H1V262L3 263ZM7 261H5V262L7 263ZM18 261H19V260L17 259V262H18ZM27 261H26V262H27ZM62 261H61V262H62ZM69 261H70V260H69ZM92 261H91V262H92ZM95 261H96V260H95ZM106 261H108V260H106ZM138 261H139V262H138ZM175 261H176V260H175ZM180 261L183 262V260H181V259H180ZM189 261H190V260H189ZM195 261H196V260H195ZM198 261H200V260H198ZM198 261H197V264H198ZM201 261H202V260H201ZM222 261H220V262H222ZM240 261H243V260H239V262H240ZM1 262H0V263H1ZM5 262H4V263H5ZM8 262H9V261H8ZM15 262H16V261H15ZM17 262H16V264H17ZM19 262H21V261H19ZM26 262H25V263H26ZM30 262H31V261H30ZM35 262H36V261H35ZM70 262H71V261H70ZM109 262H111V261H108V263H109ZM144 262H145V261H143V264H145ZM155 262H156V261H155ZM159 262H161V261L159 260ZM168 262H169V260H168ZM177 262H179L178 259H177L176 263H177ZM182 262H181V263L179 262V263H180V264H184V263H182ZM205 262H206V261H205ZM209 262H210V260H209ZM227 262H228V261H227ZM227 262H225V263L227 264ZM244 262H245V260H244ZM2 263H1V264H2ZM10 263H11V261H10ZM25 263H24V264H25ZM27 263H28V262H27ZM31 263L34 264V262H31ZM42 263H43V262H42ZM58 263H59V262H58ZM63 263H64V262H63ZM68 263H69V262H68ZM72 263H73V261H72ZM185 263H186V262H185ZM201 263H202V262H201ZM217 263H218V262H217ZM248 263H249V262H248ZM11 264H12V263H11ZM18 264H20V263H18ZM29 264H30V263H29ZM36 264H37V263H36ZM52 264H53V263H52ZM60 264H61V263H60ZM65 264H67V263L65 262ZM88 264H89V261H88ZM110 264H111V263H110ZM113 264H115V263H113ZM167 264H168V263H167ZM171 264H172V263H171ZM189 264H190V263H189ZM193 264H195V263H193ZM199 264H200V263H199ZM220 264H221V263H220ZM230 264H231V263H230ZM236 264H237V263H236ZM239 264H240V263H239ZM245 264H246V262H245ZM251 264H252V263H251Z\"/></svg>",
  "mask_w": 264,
  "mask_h": 264
}]
</instances>
